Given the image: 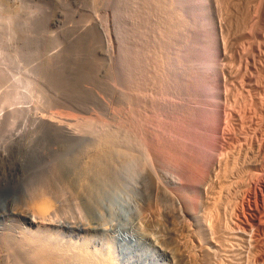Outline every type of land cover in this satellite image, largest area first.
Instances as JSON below:
<instances>
[{"label":"rangeland","instance_id":"rangeland-1","mask_svg":"<svg viewBox=\"0 0 264 264\" xmlns=\"http://www.w3.org/2000/svg\"><path fill=\"white\" fill-rule=\"evenodd\" d=\"M148 1L149 0H141V2H143L142 6L144 8L146 7L145 9H142V7H141V10L144 11V12H141L142 15H140V13L138 12L139 10L137 11V13H138L137 14L136 13L137 8L134 7V6H131L130 9H133V7H134L135 11H134V9L131 10L130 14L128 15L129 17L126 16L127 19L124 18V20L122 22L120 21V26L121 27L119 26L120 28L119 27L118 28H119L120 37H121V40H120L121 41V47H118L117 42L114 41V43L112 42L113 46L110 48V50L114 49L112 51L109 50L108 44H107L108 31L106 29L108 28L109 21L106 20V18H104L103 15L101 14L102 10H104V7H105L104 0H9L8 1V2H10L9 6L12 9L11 13H12L13 16H11V19H10L9 22L6 19L5 20L6 23H5L4 19L3 20L0 19V132H2V133L4 132L3 134L6 135V136L3 135V136H5V137H3V136H1L2 133H0L1 134L0 135V168H2L3 165H5V163H7L10 167H12V168L14 167L15 168L16 176H15V178L11 179V182L7 186H4V187L0 188V229L3 228V227H9L10 226L9 227L10 231L11 232H15L16 226L19 223L17 221L18 219L16 218V216L9 214L10 211H8V212L7 211H2V210H4L3 208H5L6 205H8V203L10 201H13L15 203H19L20 207L23 206V208L25 210H26V208L27 209L30 208L31 206H29V205L31 204V202L34 204L32 196L33 195H38V193H35V192H37L36 191V190H38L37 188L39 186H41V185H42V188H41V190H38V192L39 191L41 192V191H43L45 189H46L45 191L48 192V191H51L54 188L49 194H53L55 192L59 193L58 190H60V193H62V192L65 193V191H63V189L61 190V185H63V183H64V180H63L64 176L63 177L59 176L60 172H58L59 170L56 168L58 165L61 166V164L66 162L65 164H63V167H64V165H66L65 169L67 171L65 169H64V171L67 172V174L69 172L68 175H70V173H71V175H73V173H75L74 171H76V173L79 172L80 174H82L83 172H82V170H80L81 168H79V167H82L85 163H88V162H86L83 159L85 158V159H87V161L90 162V159L94 156V154H95L94 152L96 151L98 146L102 147V146H109L110 145V147H112L113 149H115L116 151H119V152L122 151V149H123L122 152H127L129 150L128 148L130 147L131 150H129V153L133 154L134 156H132L133 158H131V160L133 159V161L129 160L131 163L129 161H127L129 163L128 166L126 165L127 162L123 163V164L120 163L121 160L119 158H117V157L113 159V161L117 159V161H114L115 164L112 161V159H111V161H107L108 163H111V164H109V170H108L109 173L107 172L109 177H106V176H108V175H106L105 177L107 178V180H105L106 178L104 177V180L101 182V184L99 185V187L95 191L96 194H94L95 195L94 197H95V200L97 201L96 204H95L96 201L95 200L93 201L94 197H93V199L90 200V205L88 203H86V202L84 204L83 203L84 201L82 202V200L80 199V197L77 194L74 193V194L71 195V192L67 191L68 193L60 195L61 197H59V196H57V198L55 197L56 201L58 200L57 202H59V203H57L58 206H59V204L61 206L63 204V202H64V204H67V206L66 205L64 206V204L62 205L64 210H62L61 217L55 218V219H57L58 222L62 221V222H68V223H71V224H74V222L76 220V222L79 221L78 223H81V224H85V223L89 222L90 224L88 223L87 225L92 226V227H94L96 225L95 227H97L99 230H97L96 233L92 232L93 235L96 234L95 236H93L95 242L99 244L100 243L99 241H101V244H102L103 241L106 238L112 239V242L114 244H116L115 245L116 246L115 253L116 254L118 253L116 255V257L118 256V258H119V260H117L119 264H173L174 262H175L174 264H179V261H178V258H177V255H179L178 254L179 246H182L183 249H184L183 252L186 253V254L185 253L184 254H185V261L187 262V264H191V260L193 261L192 264L193 263L194 264H198V263L199 264L200 263L204 264L205 262H206L205 264H228V262L230 260L234 261L232 263L230 262L231 264H235V260L236 261L238 260L237 263L239 262L238 264H240L239 260H241V259L243 260V261H241V263L243 262V264H245V263L246 264L247 263L250 264L249 262L253 258L254 259H253L252 262H254V264H261L262 261H263L262 264H264V178H263L264 177V167H263L264 164H262V162H261V161L264 160V155H260V154H264V153H261V149H260V147H261L260 144L261 145L263 144L262 145L263 148L262 147L261 148L264 150V143H263L264 142V139H263L264 137H262L264 135L263 134L264 133V124H263L264 123V121H263L264 120V115L263 116L258 115L260 113V112H258V111H260V109L263 110L261 112H263V114H264V108H263L264 107V105H263V103H264L263 102L264 101V98H263L264 97V94H263L264 93V91H263L264 90V87H263L264 83H262V82H264V75H263V72H262L263 76L261 74H258V73H260L261 71L264 70V65H263V68H261L262 64H263L262 61H264V46H263L264 40H262V38L264 37L263 34H262V32L264 31L263 30L264 29L263 28L264 24H262V22H264L263 21L264 20V15H262L264 13L263 12L264 10L262 9V13L259 12V11H261V8H264V7H261V4L264 6V3H263L264 0L263 1L260 0V1H262V3L260 5H258V3H260L259 0H257L258 2L256 0H249V1L247 0V2H249V3H246V4H244L245 0H244L243 3H240V2H242V0H240V1L239 0H230L229 3H231V4L233 3V5L235 4L234 6L237 5L236 7H234L233 5L229 4L228 0H219V3L216 0H207L208 2L211 1L210 3L215 2V4L213 3L214 7H212L213 5H211L208 2L206 3L205 2L206 0L204 1V3H202L203 1H201V0L200 1L198 0L201 3H199L196 0V2H198L197 5L195 4L196 3L195 0H173V1L172 0H165V1L164 0H150V2H148ZM234 1H237V2L234 3ZM252 1H254L256 3H252ZM145 2L147 3L146 5H144ZM216 3H218V4H216ZM238 3H239V5H238ZM250 3L253 4V8H252V5ZM201 4H203V5H201ZM227 4H228V6H227ZM247 4H248L247 8H249L250 10L246 8ZM254 4H256V6ZM194 5H196V6H194ZM210 5H211L212 8L210 7ZM215 5H219V6H217V8L219 7V9H217L216 11H215V7H216ZM230 5H231V7H230ZM242 5L245 6V7H243ZM203 6H204V8H202ZM207 6L210 7V8L208 9ZM220 6H221V8L222 7H224V8L221 9ZM249 6H251V7H249ZM238 7H240V9ZM255 7H256V9L259 8V10L257 9L258 12H256ZM195 8L198 10V14H196V17L193 15V13L197 11ZM206 8L208 10H204ZM230 8L232 10L235 9V11H236V12L233 11V12H235V13L232 14L233 16L230 13V11H231ZM242 8H245V9H243V11H245L247 9V10L250 11V13H249V11H246L245 13L248 12L247 15H246L242 11ZM98 9H99V11H98ZM200 9H203L204 12H203V10L199 11ZM220 9L222 10V12L220 11ZM171 11H173V12H171ZM174 11H175L176 16L174 14ZM191 11H193V12L191 13ZM94 12L95 13L99 12V14H96L98 16H96L94 14ZM216 12L219 13L218 16L220 18L222 17L221 19L223 21H221V22L225 24V22L227 21L228 24L226 22L225 25L226 26L228 25V26L225 27V29H224V24H222L223 27L221 26L222 27L221 30H219L218 28H216V29L213 28V30H214V32H213V31H211V27L212 26H211L210 22H212L211 21L212 18H213L212 16ZM237 12H239L238 17H237V14H238ZM186 13H187V15H185ZM204 13H205V15H208V16L212 17V18H210V20L207 18V20L205 22L206 25L207 24L209 25V23H210L209 26L208 25L205 26V23H204L205 16L204 17L202 16ZM209 13H211V14H209ZM220 13H223V15L220 14ZM225 13H226V16H225ZM240 13H241V15L244 14L243 17H244L245 20L240 15ZM258 13L259 14L261 13L260 14L261 16L260 15H256ZM100 14L102 16H100ZM135 14H137V15H135ZM181 14H183L182 15L183 17L185 16L184 19L181 16ZM189 14H191L192 16L189 15ZM235 14H236V16H235ZM248 14H250L249 15L250 17L248 16ZM188 15L190 17H192V18H190ZM228 15H231L233 18L232 17H230V19L227 18ZM251 15L256 16L257 18L253 17ZM197 16H199V18ZM261 17H262V20H260ZM223 18L224 19L227 18L226 21ZM248 18L251 19V20L249 19L251 22L253 20L256 22L257 19L260 20L261 22L257 21V24H256V25H259L261 23L259 25L260 27L256 26L254 21H253L254 24L252 22L254 27L253 26L251 27L250 26L251 22H248ZM199 19H201V21ZM233 19H234V21H233ZM242 19L244 20V22H243ZM186 20L188 22H186ZM228 20L229 21L231 20V23L234 22V24L231 25L232 27H230V22ZM235 20H236V22H235ZM241 22L243 23V26H240ZM258 22H259V24H258ZM242 23H241V25H242ZM106 24H107V26H106ZM235 24L239 28H241V27L242 28L239 29V28L235 27V29H234L233 25H235ZM246 24L248 26H244ZM164 26L167 27V28L164 29L163 28ZM189 26L191 27L192 30H194L193 32H192L191 29H189L190 28ZM207 27H208V29H207ZM246 27H248V28H246ZM256 27H258V28H256ZM179 28H181V29H179ZM253 28H254V32H252ZM255 28L257 29V31H260V32H258L259 34L261 33L260 35L258 34L259 36L257 35V31H256ZM161 29H163L164 31H162ZM166 29L168 30L167 32L165 31ZM222 29H224L226 32L224 30H223V32H221ZM230 29L232 31L234 30V32L231 31L233 34L237 33V37L238 38H240L241 35L243 37L238 39L236 37V35H233L232 33L229 32ZM244 29H245V31H247L246 33H245V31H243ZM258 29H262L263 31L262 30H258ZM169 30L171 31L170 35L168 34ZM188 30H189V32H188ZM205 30H207V31L205 32ZM215 30H216V32H215ZM238 30L240 31V33H238L239 32ZM210 31H211V33H210ZM219 31H220L221 35L219 34ZM249 31H251V32L249 33ZM255 31H256V33H255ZM207 32H209V33H207ZM242 32L244 34H242ZM253 33H255V34H253ZM213 34H215L218 37V39H220V40H222L224 37H226V40L228 38H231L232 41L230 42L231 45L228 43V45H230V47L227 46L228 50L226 51V54H228V56L227 55L226 56L228 57L227 59H229V60H227L225 58L226 61H229V62L225 61L227 65L225 64V62H222V59L220 60V58H219L218 59V60H220L219 62H221L223 64L220 63V65H219V63H218L214 67L212 66L213 67V70H212L211 68H209L206 65V63H204V62L201 63L200 59H201L202 55H200V54H204L203 52L206 51L205 45L206 46L208 44L211 45L210 43L212 42ZM189 35H190V37H189ZM211 35H212V37H211ZM231 36L234 37L237 42L234 41L233 40L234 38H232ZM247 36H248V38H246ZM209 37H211V38L209 39ZM164 38H166L165 41H164ZM183 38L185 40H187V41L182 40ZM253 38H254V40H253ZM213 39H214V37H213ZM241 39H243V40H241ZM210 40H211V42H210ZM239 40H241V41H239ZM259 40H262L263 42L261 43ZM183 41L186 42V43L184 42L185 45H184ZM208 41L210 43L206 44ZM233 41H234V44H236V45H233V43H232ZM253 41H255V42L257 41L258 44H257V42L255 43ZM161 42H163V43H161ZM197 42H199V43H197ZM245 42H247L246 44H249V43L250 44L247 45V47H246ZM192 43H193V45H192ZM114 44L116 46H114ZM169 44H170V46H168ZM240 44H242L244 46V49H243V46L240 45ZM251 44H253L255 46H253ZM154 45H156V46H154ZM199 45L200 46L202 45V46L200 47ZM232 45L234 46V48H233ZM238 45H240V46H238ZM256 45H258V46L260 45L259 47H261V48H259ZM235 46L240 47L239 48L240 50L238 48H236ZM106 47H107V49L109 51H107ZM115 47H117V48H115ZM164 47H165V49H163ZM167 47H169L170 49L167 48ZM183 47H185V48H183ZM254 47L259 48V49L256 51V50H254L255 49ZM231 48H232V50H231ZM251 48H252L251 51H253V52H252V55L250 57H252L254 59V61H253L252 58L249 57V54L251 53L249 50ZM116 49H118V51H115ZM233 49H234V51H233ZM235 49H236V51H235ZM260 49L262 51H260ZM230 50H231V52L228 53V51H230ZM245 50H247V51H245ZM169 51H171V52H169ZM237 51L238 52L241 51V52L236 53ZM107 52L110 53V54L112 53V54L110 55ZM257 52H259V53L261 52V53L259 54ZM113 53H115L114 54V56H116L115 58L113 56ZM161 53H162V55H161ZM232 53H233V55H232ZM241 53H243L244 56H246L245 54H247V56H246L247 58H245L243 56L241 57L240 56ZM255 53H256V56H255ZM168 54L172 55V56H168ZM243 54H241V55H243ZM257 55H259V57L262 56L263 58L262 57L259 58ZM160 56H161V59H163L168 64L163 63V61H161V59H160ZM184 56H185V58H184ZM236 56H238V57L240 56V58H238V57L235 58ZM158 57H159V59H158ZM248 57H249V60H248ZM169 58H171L172 60L169 59ZM241 58H244V59H241ZM165 59H168V61L170 63L167 60H165ZM238 59H240V60H238ZM245 59H247V60H245ZM255 59H256V61H255ZM159 60L161 61L160 62L161 64L159 63ZM247 61H248V63H247ZM173 62H176V63L174 64ZM162 63H163V65L165 64L163 66L164 68L162 67ZM190 63H191V65H190ZM231 63H232V67L233 68L231 67ZM200 64H202V65H200ZM203 64L206 65V66L205 67H201V66H204ZM242 64H244V65H242ZM249 64H251V65H249ZM157 65H158V67H157ZM167 65H169V66H167ZM258 65L260 66L261 70L258 68ZM159 66H161V67H159ZM165 66L166 67H170L171 66L173 71L176 70L175 72H177V70H178L177 74H179V75L171 77L170 76L171 73L174 74V75L176 73L171 72L169 74L170 71L167 68H165ZM219 66H220L221 69L220 68L218 69ZM222 66L224 68H225V66H227L228 68L226 67L227 69L225 68L226 70L224 69V71H223V69H222L223 67ZM234 66H235V68H234ZM240 66H242L244 68L246 73H245V71L243 72V68L240 67ZM250 66L251 67L253 66V67L251 68ZM173 67L174 68L176 67V69H174ZM190 67L191 68L193 67L196 71L193 68L191 69ZM206 67H208L209 73L211 72V70L213 72V73L209 74L210 75L209 77L212 79V81L215 78H216L215 80H218L219 78L222 79L220 73H222V76H224L222 81H221V84H220L223 87H221L219 85L217 87V91H216V89L211 91L212 94H214V95L216 94L215 95L216 99L214 98L215 96L212 95L211 93L207 94V93H209V91L204 89L202 85H199V84H201L198 81L199 79L194 78V77L200 78L201 77V75H200L201 72L202 71L206 72V69H207ZM159 68L160 69L163 68L161 70H162V72L164 71L165 74L161 73V70ZM203 68H205V69H203ZM216 68H217V70H221V72L217 71ZM248 68H251V69H248ZM153 69L155 71H157V69H158V72H154ZM201 69H203V70H201ZM235 69H236V72L240 73L239 74L240 76L237 75L238 73L235 72ZM255 69L257 70V74L254 71ZM179 70L180 71L182 70V71L180 72ZM191 70H194L195 73L193 71H191ZM215 70L219 74L220 77H217L218 75L216 73L214 74ZM197 71H198V73H196ZM226 71L227 72L228 71L229 72L233 71V72H231V74L229 73L230 75H227L228 73H226ZM251 71H253L255 73H253ZM151 72H152V74H151ZM159 72L161 74H163V75H161ZM188 72H190V73H188ZM223 72L226 73V74H224ZM233 73L234 74L236 73V75H234ZM250 73H253L252 74L253 78L251 79V77H252V75H251L250 78L247 79L249 77ZM194 74H196V75H194ZM193 75H194V77H193ZM232 75H234L235 77L238 76L239 78L237 77V79L235 81V77H233V79L231 81ZM258 75L262 76V77H259ZM21 76L24 77V79ZM130 76H132V77H130ZM179 76H182V78L179 77ZM189 76L193 77V78H190ZM245 76L247 77L246 79H245ZM254 76H256L255 78H257V76H258L261 81L257 78V80H258V82H257V80H255ZM158 77H160V78H158ZM163 77L165 78V80L168 83H172L173 82V84H175L177 87L175 85L170 84V87H168L169 89H167V87H165L167 85V82L163 79ZM183 77H186V78L183 79ZM21 78H22V81H21ZM155 78L159 79V80H157V83H154V81L156 82ZM172 78L176 82L172 81L173 80ZM262 78H263V80H262ZM177 79H178V81H177ZM229 79H230L231 83H234V84L230 85L231 88L228 85V84H230V82L228 81ZM161 80H163V81H161ZM245 80L248 81V83L245 82ZM180 81L181 82H185L186 81L185 83H187V84L185 85V83H181ZM192 81H194V82L197 81V83H198L197 85L202 86V88H203V89L201 88L202 91L199 89L200 88L199 86H196V84H195L196 82L194 83ZM237 81H239V82L244 81L245 83L239 84ZM252 82H256V84L253 83V85H254L253 86L251 84ZM148 83H150V84H148ZM152 83L154 85H157V86L152 85ZM158 83L159 84L161 83V85H159L160 89H161V87H163L161 90L160 89L156 90V87L158 88ZM162 83H164L163 86H162ZM178 83H180V86H181V84H182V86L184 84V86L183 87L181 86L180 89H178V87H179ZM223 83H226V85L223 84ZM246 83L247 84H251V85L248 86ZM110 84H112L113 87ZM191 84L193 86V87L192 86L191 87L194 88L192 90L194 93L191 91V87H190ZM244 84H246L245 85L246 87L244 86ZM258 84H260V85H258ZM235 85L237 86L236 87L237 88L236 92L238 91L237 94L235 92H232V90L235 91ZM255 85L256 86L258 85L257 89H256ZM18 86H20V90H19ZM21 86H23V88ZM171 86L172 87L174 86V87L172 88ZM186 86H188L189 88L186 89ZM251 86L255 90V91L253 90V92L258 93V92L261 91V94H263V95H259L260 93L255 95V93H252L251 90L253 88L250 89ZM109 87H112L113 89L109 88ZM225 87H227V88H225ZM248 87H250L249 88L250 90L247 89ZM174 88H176L174 91H176V92L178 91L177 95H175L176 92L172 91ZM195 88H196V91H195ZM228 88L231 89L230 94H229L230 96L223 94L224 91L227 94V92L229 91ZM238 88H240L241 91H239ZM241 88L244 91H247V93L250 92V93H248L246 95L247 98H246L245 95H243V94H246V93H243L244 91L242 92ZM120 89H121V91H120ZM154 89L156 90L155 92L160 91L161 94H163V95L159 94L160 92L155 93ZM165 89H167V90L165 91ZM181 89L184 90V91L182 92ZM219 89L223 90V91L220 90V95H219ZM163 90L165 92L162 93ZM169 90H170V92H169ZM19 91L23 92V94H22L23 96L18 93ZM167 91L169 93H171V91L173 92L171 94L173 95L174 99L170 98V97H172V95L169 94V93H167L168 95L164 96V93H166ZM205 91H208V92H205ZM117 93H120L121 95L117 94ZM148 93L149 94L151 93L150 94L151 96L148 95ZM154 93L159 95L160 98L157 95H155V96H157L158 99L155 98V96H153ZM178 93H179V95H181L180 93H183L182 97L179 96ZM184 93H185V95H184ZM251 93H252V95H251ZM141 94L142 95L143 94L146 95L147 98H146V96H144V95L142 96ZM188 94H190V95H188ZM233 94H235V95H233ZM238 94H241V95H239V97H238L237 96ZM253 94H254V96H253ZM191 95H193V96H191ZM209 95L210 96L212 95L213 98H212V96L209 97ZM257 95H258V97L262 96V97L259 98L260 100L257 98ZM19 96L22 98V101H20L21 98ZM166 96H167V98H166ZM175 96L176 97L178 96L177 97V104L176 103L174 104V102H173V101L176 102V100H175L176 97ZM227 96H229V98L231 96L232 97L229 99V98H227ZM255 96L257 98V101L255 100L256 99ZM8 97H9V99H8ZM161 97H163L165 99L164 102H163L164 99L162 100ZM168 97H169V99H168ZM179 97H181L180 99L185 97L184 99H182L183 101H185L184 108L181 107V106L184 105V102L182 100L178 99ZM242 97L243 98L245 97L247 100L243 99ZM139 98H142V99H139ZM187 98H188V100H187ZM226 98L229 99V100H227ZM248 98H250V101L252 103L251 102L249 103ZM10 99H12V100H10ZM145 99L147 100V102L144 103L143 101ZM148 99H150V100H148ZM170 99H172L173 101L170 100ZM221 99H223L224 102ZM231 99H232V101H235V102L238 100V102H236L237 104L235 102H232ZM4 100H6V103L4 102ZM140 100H143L142 101L143 103ZM215 100H216V103L218 102L217 103L218 105H219V101L218 100H221L220 101L221 105L217 106V104H216L217 107L213 106V104L215 105V103H214ZM10 101H11L12 105L10 103V106H8L7 103L10 102ZM18 101L22 102L24 104L18 103ZM151 101H153V102L151 103ZM157 101L158 102L162 101L163 103L159 102L160 103V105H159ZM179 101H181V102H179ZM227 101H228V103H226ZM254 101L258 104V108H256V109H255V106H254V103H253ZM260 101H262V102H260ZM14 102H15V104H14ZM111 102H113L112 103L113 105L111 104L112 106H110ZM140 102H141L142 105L139 104ZM166 102H167V105L169 106V108L167 106H165ZM170 102L172 104V106H171L172 108L170 107V105H171ZM153 103H155L157 105L155 106V104H153ZM180 103L181 104L183 103V104L180 105ZM246 103H248V104L244 105ZM114 104H116L115 108L117 107L118 109L114 108ZM145 104L147 106H145ZM228 104L229 105L231 104V105L229 106ZM242 104H243L244 108L247 106L246 109L242 108L243 107ZM257 104H255V105H257ZM260 104H262L263 106L262 105H261L262 107L259 106ZM173 105L176 107V108L174 107V109H176L175 110L176 112H173V110H172V113H171V112H169V109L170 108L173 109ZM176 105L178 107L179 106L181 107V108L179 107V110L180 109H185L184 111H186L188 113L191 112V113L188 114V113L182 112V111H181V113H180V111L177 112L178 111V107ZM192 105H193V107H192ZM237 105L239 107H241V108H239ZM248 105H249V107H248ZM22 106L25 107L24 108L25 112L23 110L22 114H20V112H18L16 109L18 107H22ZM221 106H222V109L220 108ZM225 106H227V107H225ZM110 107H111V109H110ZM143 107H145V109ZM148 107L152 108V110L151 109L147 110ZM223 107H225V108L223 109ZM231 107H233L234 109L238 108V110L236 109L235 111H232L233 108H231ZM14 108H15L16 111L14 113H12L11 110H13ZM112 108H114V109H112ZM228 108H229L230 111L228 110ZM162 109L164 111H161ZM171 109H170V111H171ZM220 109H221V111H220ZM111 110H113V111L109 112ZM114 110H116V111H114ZM140 110H142V112ZM222 110L223 111L225 110L226 114L227 113L230 114L229 116L234 115L233 117L237 116L236 117L237 119H239V118H241V119L235 121L236 118L232 119V117H229L228 114L224 115L225 111L223 112ZM241 110H243V112H245L246 115L245 114L243 115ZM117 111L119 112V114H118ZM146 111L148 113L146 115H148V116L143 115V113L145 114ZM148 111H150V112H148ZM167 111H168V114L170 115V117H168L169 115L167 114ZM214 111L217 114L218 113H220V114L217 115ZM227 111H229V112H227ZM6 112L8 114H6ZM113 112H114V114H113ZM157 112L159 113V115H158ZM162 112H163V114H162ZM213 112L216 114L215 116H214ZM238 112L240 113V115H239ZM253 112L254 113L256 112V114L258 112V114L256 115ZM151 113L153 115L149 117V115H151ZM178 113L180 115H182V116L178 115ZM184 113H185V115H184ZM221 113H222L223 116H220ZM11 114H13V115H11ZM164 114H165V116H164ZM260 114H262V113H260ZM241 115L247 116L246 118L244 117L247 120H248V118L250 116L249 121L246 120L247 123L249 122L248 124L246 123V121L244 123L243 120H245V119ZM139 116L140 117L142 116V117L140 118ZM183 116H187V118L186 117L183 118ZM216 116H218L219 118L216 117ZM259 116L262 117L263 119L259 118ZM165 117H166V119H165ZM213 117L216 118L215 121H218L221 117H223V118L220 119V121H222V124L220 123V121L216 122V123L214 121V123H213V120H214ZM224 117H226V118H224ZM228 117H229L230 120H233V122L230 121L228 123L227 122L228 121L227 120ZM252 117H254V119L256 118L255 121H253ZM113 118H115L116 120L115 119L113 120ZM142 118L144 120L146 119L145 121L144 120L143 121L146 122L147 124L142 122V120H141ZM179 118H181V120ZM217 118H218V120H217ZM251 118H252V120H251ZM153 119H155V120H153ZM161 119H162V121H161ZM183 119H185V120H183ZM260 119H261L262 123L260 122ZM240 120L242 122H239ZM250 120L252 121V123H251L252 125L250 124ZM179 121H181V122H179ZM183 121H185V122H183ZM256 121H259L262 124V125L260 124L261 127H258L259 126V124H258L259 122L257 123ZM205 122H206V124H205ZM253 123H256L257 126H254L256 124H253ZM219 124H221V127L219 126ZM223 124H225V125H223ZM216 125H218L221 129L218 126H216ZM222 125L224 126V128L226 130L225 129L222 130V128H223ZM226 125H228V126H226ZM175 126H178L177 130H176ZM249 126H252V128L253 127L257 128L256 130H254V128H253L254 132H256V131L259 132L260 130L263 131L262 134H260L261 131L259 132V134L261 135V138L263 140L259 139L260 136H259L258 132H256V133H253V134H256V139H257V142H256L255 141L256 139L253 138V136L255 137V135L251 134V132H252L251 130L252 129L250 130ZM163 127L165 129V132H164ZM189 127L192 128V129H189ZM214 127L215 128L217 127L218 133L216 132V129ZM129 128L131 129V131H130ZM67 129L68 130L72 129L71 131H74V133L76 135H74V136H70L68 134L66 135L65 133H67L66 132ZM155 129L159 133L156 132ZM3 130H6V131H3ZM63 130H64L65 133L62 132ZM139 130L140 131L142 130L141 133H143L144 130H149L151 132V134H153L154 136L152 135V137H151V134H150V136H148V133H150V132L147 131V136L144 137L146 135V133H145V135H144V133L141 134L139 132ZM174 130H175V133H177L176 136H175V133L172 132ZM212 130L215 131V133ZM248 130H250V132ZM137 131H138V133H136ZM21 132H23V136L24 137H22V139L24 138V141L20 140L18 142V138L14 141V138L16 136H18L19 133H21ZM155 132L158 133V134H156ZM223 132H224V134H222ZM179 133H180V135H179ZM229 133H230V135H229ZM131 134L134 135V138L136 140L134 138L133 139L131 138L133 136ZM155 134H156V136H155ZM12 135H14V136H12ZM124 135H126V136H124ZM158 135H159V137L161 136L160 138H164V139L166 137L165 135H167L168 136L167 139L169 138L167 141L165 139V142H167V143L164 142V139H160L158 137ZM218 135H223V136L220 137ZM247 135H250L249 136L250 138ZM107 136H108L109 140L107 139ZM140 136H143V138H141ZM72 137H74V138H72ZM122 137L125 138V139H123ZM153 137L155 138L152 141L153 143H154V141L156 143V139H157V142L160 141L159 145H165L166 149L169 150L168 152H171V153L175 152L176 156L177 155H182L183 157L185 156L184 158H186V159H183V161H182L181 158H183V157L178 156L179 159L176 158V160L178 159L179 161L178 160L177 161L181 162V164L178 163V162H174L173 161L174 158H172V160L169 159L172 156L170 155V153L166 152V153H164L162 155L163 158H160L161 154H159V158L158 159H160V162H161V159H162V162L160 163L158 161V159L156 158L158 153H155L153 150L152 151L148 150L151 147L150 142L148 144L144 143V141L148 142L149 138L151 139ZM139 138H141V139H139ZM158 138H159V140H158ZM176 138H177V140H176ZM179 138L180 139L182 138L183 140L181 139V141H180ZM138 139L141 142H139ZM146 139H147V141H146ZM95 140H96V142H93ZM172 140L175 141V143H177V141H178L177 144L178 145L180 144V145L177 146ZM259 140L260 141L262 140L261 141L262 143ZM109 141L113 142L112 146H111V143ZM127 141H129V142H127ZM169 141H171V142H169ZM243 141H245L246 144H247V147H246L247 149L246 150L244 149L246 144L244 145L243 143H245V142H243ZM248 141H250V142H248ZM105 142H106V144H105ZM181 142H183V144L185 143V145H183V146H185L186 148H184L181 145L182 144ZM130 143H131V145L128 146ZM133 143H134V145H136V144L137 145L134 146ZM250 143L252 145L254 143H256V145L254 144L256 147H254V145L250 146ZM257 143L259 144V146H258ZM96 144H98V146ZM211 144L212 145L215 144L214 147ZM208 145H209V147H207ZM210 145L213 147V149L210 147ZM216 145H218V146H216ZM239 145H241V146H239ZM88 146H89V148H88ZM116 146H117V148H114ZM125 146H128V147H125ZM174 146H176V148H174ZM224 146H225V148H224ZM229 146H231V147H229ZM236 146H238V148ZM91 147H93V148L96 147L94 149L95 151L94 150L91 151V149H93ZM144 147L146 149L148 148L147 149V151L149 152L148 155H150V154L153 155L154 153H155V155H153V156H145L144 151H146V150H144ZM252 147H253V149L250 150ZM126 148L128 149L127 151H126ZM168 148H170V149H168ZM171 148H174L175 150L173 151ZM216 148H218V149H216ZM248 148H249V151H248ZM257 148H258V150H257ZM133 149H135V150H133ZM182 149H183V151H184V149L186 151V152L185 151L182 152L183 154L185 153L184 155L182 153H180V151H182ZM214 149L217 150V151H214ZM220 149L222 151H220ZM237 149H238V151H237ZM243 149L245 150V152H244ZM87 150H89V151H87ZM140 150H142V151H140ZM176 150H177V152H176ZM209 150H211L210 152H212L210 157L208 156V154L210 155V153L207 152ZM242 150H243L244 153L240 152ZM254 150H257V151L255 152ZM263 150H262V152H264ZM233 151L234 152L236 151L235 153H237V156H236V154ZM87 152H89V153L92 152L93 154L92 153H90V154L88 153V154L90 156L91 155H93V156L91 158L89 157V155H87V158L84 157V156H86ZM150 152H154V153L152 154ZM197 152L200 153V154H198ZM213 152L216 153V156L219 154L218 156H219V158L221 157V159H223V157H224L223 161L226 158L229 159V160H227V161L225 160L226 164L224 163L225 161L224 162L222 161V164H220V167L217 168V165H215V164H216V161H217L218 158H216V156H214L215 154H213ZM246 152H247V154H245ZM167 153L170 155V157H168V155H167L168 159H166V160L167 161L171 160V162L173 161L172 162L174 164L173 166H172V163L169 162V161L168 162L166 161L167 163L163 162V159H164V157L166 156ZM222 153L223 154L225 153L224 154L225 156ZM254 153H255L256 156L254 155ZM204 154H206L207 156L204 155ZM241 154H243V155H241ZM244 155H246V156H244ZM248 155H250V156H248ZM259 155L261 156L260 160H259ZM135 156L136 157L139 156L140 159H135L136 158ZM200 156H201V158H200ZM243 156L245 158H243ZM149 157H151V158L149 159ZM152 157L153 158L155 157V158L153 159ZM234 157L236 158V160H238V159L239 160L238 161L233 160V159H235ZM237 157H238V159H237ZM252 157H254V158H252ZM210 158H212V159L215 158V160H214L215 163L214 164L212 163L213 160L211 161ZM248 158H249L251 163L252 162H255V163L254 164L250 163V165L247 167L246 165L249 164ZM180 159H181V161H180ZM188 159H190V160H188ZM204 160H207V161H204ZM232 160L235 161V164L233 163ZM246 160L248 161V164H247ZM255 160H257L259 162H256ZM82 161H84V162L82 163ZM144 161H145V163H143ZM146 161H148V163ZM189 161H191V162H189ZM199 161H201V162L199 163ZM208 161H211V162H208ZM60 162H61V164H60ZM157 162L162 164V165L164 163V165H163L164 167L162 165H159V167H158V165L156 164ZM184 162L186 163V165H185ZM194 162H196L195 164L197 166H193ZM206 162L212 163V164H209L210 166L209 165H205L204 168L206 167L209 170V168L211 169L212 167H214L215 168V172H218L216 176L220 175L219 179H221L222 181L224 180L223 182L221 181L222 185H221V182H219L220 180L218 181V177L219 176L216 178V176L214 174L215 172L214 173L212 172V174H214L212 176L213 178H210L211 177L210 175H212V174H210V173L208 174V172H206V170H205L206 168L204 169L203 167H201V169L203 168V170H205V171L203 172V170H202L201 172H203V173L200 172L201 169L198 167V165L199 166H201L202 164L204 165ZM227 162H229V164ZM57 163H59V164L57 165ZM77 163H79L80 166ZM169 163H171V164H169ZM175 163H177V164H175ZM189 163L190 164L192 163V166L194 168H192V166L190 167ZM208 163H206V164H208ZM230 163H232V164H230ZM257 163H260V165H262V166L259 167V165ZM263 163H264V161H263ZM53 164H54V167L52 166ZM138 164H140V166L142 165V168L140 166H136ZM143 164H144L145 168L143 167ZM149 164H150V166L148 167ZM152 164H153L154 169H156L157 171L153 169ZM55 165H57V166L55 167ZM114 165L117 168H115ZM119 165H120V167H118ZM121 165H122V167H121ZM125 165H126V167H125ZM170 165L172 166L171 170L169 169V167H171ZM175 165L176 166L180 165V166L176 167ZM221 165H223V166H221ZM230 165H232L231 168H230ZM243 165H244V167H243ZM253 165H254V167H253ZM166 166H169V167L167 168ZM182 166H186L185 167V171L183 170L184 168L182 170L180 169V168H182ZM237 166H238V168H237ZM240 166L243 168L242 171L239 170V169H241ZM255 166H258L260 169L258 167L256 168ZM52 167L56 168V170H58V171L52 170L53 175H51V172H49V174H46V172H43V171L47 170V173H48V171H50V169H52ZM76 167H78L77 168L78 170H75ZM156 167H158V168H156ZM189 167L192 168V169L191 170H187L186 168H189ZM196 167H198V169H196ZM221 167H224V168L227 167V169L225 168V170H226L225 174H227V178H224V176H223L224 173L223 172L225 170L222 169ZM235 167L237 168V170H236ZM250 167H251V169H249ZM111 168L113 170L110 171ZM252 168H254L253 171L260 172V173H255V172H253V173L251 172L250 173L249 171H252ZM148 169L150 171L151 170L152 171L149 173ZM176 169H180V170H178L179 172ZM232 169L236 170L237 172L233 170V173H232V171H231ZM158 170H161V172L163 174L160 171H158ZM175 170H176V173L177 172L179 173V174L177 173L178 176L175 175V172H174ZM220 170L221 171L223 170V172H222L223 175L219 174L221 172ZM70 171H73V173L70 172ZM155 171H156V173H155ZM41 172H42V174L43 173H45V174L41 176ZM153 172L155 174H153ZM185 172L188 173V174H186ZM204 173L207 175V177L208 176H210V177L207 178L206 175H204ZM228 173H230V178H228L229 177ZM231 173H232V177H231ZM236 173H237L238 176L236 175ZM238 173H242V174H238ZM54 174L55 175L57 174L58 176L57 175L55 176ZM202 174L204 175L205 178L203 177ZM245 174H246V178H248V179L245 178ZM256 174H260V176L262 174L263 177L262 176L259 177V175H256ZM50 175L53 176L52 179L57 178L59 180V183L58 184L56 183L58 181L57 179L55 180L56 182L54 180H52ZM161 175H162L163 179L160 178ZM180 175H182V176H180ZM183 175H184V177L187 176V177H185V179L187 181H188V177L190 179L192 178V180L194 178H198V176L199 177L202 176L203 178L200 177V179L198 178L199 180L195 179L194 181L191 180L192 182L191 181L185 182ZM188 175H191L194 178L191 177V176H188ZM239 175H240V177H239ZM255 175H256V177H255ZM43 176H44L43 180H40V178L42 179ZM81 176L84 177L83 174ZM115 176H117V177H115ZM152 176H154L155 178L157 177V178L155 179ZM168 176H170V177H168ZM222 176H223L224 179H222ZM23 177H25V178H23ZM113 177L115 178V180H114ZM151 177H152V179H151ZM166 177H168V178H166ZM225 177H226V175H225ZM238 177H239L240 180L238 179ZM45 178H46V180H45ZM60 178H62V179H60ZM164 178L167 179V180H165L167 182L162 181V180H164ZM179 178L182 179V180H180ZM243 178H245L246 180L243 179ZM257 178H258V180H257ZM261 178L263 179L262 180L263 182L259 181ZM0 179H1V177H0ZM20 179H22V181ZM153 179H155L154 181H156V182L158 181V179L161 180V182L158 181L161 185L159 183H156V184H159V188H158V186H156L155 182L152 181ZM205 179H207V180L209 179L208 180L209 183L206 182L207 180H205ZM212 179H214L213 181L215 183H216V181H218L217 183H219V185H221V187H219V185L217 183L213 184ZM249 179H250V182H249ZM61 180H63V181H61ZM149 180H150V182H149ZM172 180L175 181V182H173ZM200 180L201 181L203 180L206 183L203 182L204 183V187L201 184V186L203 188L200 189V194H199V190L197 189L198 187H197L196 183L199 184ZM210 180H211L212 184L210 183ZM230 180H233V181L231 182ZM45 181H48L49 188L54 183L53 186L50 188L51 190H49V188H47L48 186H46L47 183H45ZM50 181H52V183H50V185H49ZM225 181H227V182H225ZM228 181L231 183V185H230V183ZM39 182H41V183H39ZM162 182L167 183V184L170 183V184L168 186L167 184H164V183L162 184ZM28 183H30V184L28 185ZM181 183L182 184L185 183V188H186L185 192H188V194L187 193H185V194L189 195V198L187 196L189 201H190V195L192 196L194 194L191 197L192 200H191L190 204H193L194 201H196L195 203H197V204L194 203L196 205L195 207H194V204H193V207L195 208L194 209L193 207H191L188 204L189 201H185L188 204V206L190 207L189 208L187 206V204H185L187 206V207L185 206V213L183 212V210H181L183 208L181 206V202H179L180 200L177 199L178 201L175 202L174 201L175 199L173 200V196H172V195H174L173 192H174V190L176 189L177 186H179V185H180L179 187L183 186ZM187 183H189V184H187ZM223 183H227V185H225V184L223 185ZM228 183H229V185H228ZM237 183H239V186L237 185ZM240 183H241V187H240ZM246 183H248L247 184L248 187L251 186L250 189L248 187H246ZM38 184H39V186L37 187ZM59 184H61V185H59ZM193 184L195 185V187H197L196 189H194L195 187H194ZM164 185L168 186V187L172 186V188H170V189H173V187H174L173 192L168 187H165ZM188 185L191 186V187H188ZM206 185H208L207 188L205 187ZM210 185H211V189L209 187ZM212 185H214V188H215V186H217L216 188L219 189V190H217L216 188L214 189ZM242 185H243V187L245 186V188H243ZM55 186L57 187V189H55ZM160 186H163L162 188H165L167 192L169 190L170 191L168 193L166 191L163 192L162 190H164V189H162ZM44 187H46V188H44ZM154 188H157L158 191H159V189H161L160 192L161 191L162 192L161 193L159 192V194H157L158 192H157V190L155 192ZM208 188H209L210 192L212 190H215L219 194H217V192L213 191V193L215 192L214 195L213 194L211 195V193L208 192V196H205V195H207V192H205V191H207ZM221 188L225 189V191L222 190ZM236 188H237V190H235ZM34 189H36V190H34ZM247 189H249V190H247ZM31 190L34 191V192H31ZM55 190H57V191H55ZM220 190L222 191V193H221ZM244 190H246L247 192L244 191ZM53 191H55V192H53ZM194 191H197L196 193L199 196L197 194L193 193ZM201 191H203V193ZM226 191H229L228 192L229 194L226 193L228 198H230V195H231L232 198L235 196L233 199L230 198L232 201L230 199H228L227 196L225 195ZM233 191H235V192H233ZM223 192H224V194H223ZM26 193L27 194L28 193L29 194L33 193V194H32V196H31V194L30 195L28 194V196L26 197L25 196V195H27ZM57 193H55V194H57ZM163 193H165V194H163ZM169 193H170V196H169ZM191 193H193V194H191ZM66 194L70 195V197L68 195H66ZM201 194H205V195H201ZM75 195H76V198L74 197ZM221 195L223 196V198H221L222 197ZM65 196H66V198H65ZM71 196H72V198H71ZM164 196H166L167 199ZM195 196L198 198L197 200L194 199ZM24 197L26 199H28L30 197V199H28V200H30L31 202L28 201V204L21 205V202L24 201ZM62 197L64 198V200H63ZM199 197H201V198H199ZM212 197L213 198L215 197V198L213 199ZM218 197L220 199L224 200V202H223V200H221V202L218 201V203H220V204L222 203V205L217 204V200L219 199ZM67 198H68V200H67ZM187 198L185 197V200H187ZM226 198H227V200H226ZM171 199L174 201V203L172 202ZM199 199H201L203 203L206 202L208 199L209 200L206 203H204V205H203V203H201V205H202V207H201L199 205L201 200H199ZM203 199H205V200L207 199V200L204 201ZM211 199L213 201L210 202ZM66 200L68 201V203H66ZM100 200L102 202H104V203H101V202L99 203ZM142 200H143V202H142ZM162 200H163V202H162ZM225 200H226V203L229 204L228 206L225 204ZM170 201H171V203H170ZM69 202H70V204H69ZM79 202L80 203L82 202V203L80 204ZM166 202H167V204H166ZM198 202H199V204H198ZM72 203L77 204L78 208L81 209V211L79 209H77L75 204H72ZM142 203L143 204L145 203V204L143 205ZM146 203H148V204H146ZM168 203L173 207L172 209L170 208L171 206H169ZM175 203H176V205H175ZM209 203L210 204L213 203L212 205H214V206H212V205H210L211 207L208 206ZM82 204L83 205H87V206L82 207L81 206ZM139 204H141V206L143 205L141 210H139L140 209L139 207H141ZM172 204H174V205H172ZM206 204H207V206L209 208H212L214 210L209 209L208 207H206L205 206ZM224 204H225V206H224ZM92 205L94 206V208L93 207L90 208ZM177 205H178V207L176 208ZM60 206H59V208H62V206L61 207ZM148 206H149V209L152 210V211L148 210V213H146L147 211L144 208L148 209L147 208ZM163 206H164V208H163ZM203 206L205 207V209H203L204 208ZM219 206H221L224 209L226 207L227 208L224 210V209H222ZM180 207H181V209H180ZM21 208H17L16 210H21ZM186 208H189V209H186ZM199 208H202V209L199 210ZM206 208H208L210 211L207 209V211L204 212L206 210ZM91 209H93L92 213H91ZM176 209L179 210L178 211L179 212L178 217L176 216L177 218H179V221L174 220V219H176L175 216L169 215L170 213L171 214L174 213V215H175V213H178V212H176L177 211ZM87 210H90V211L88 212ZM99 210H100V212H99ZM186 210H187V212L189 210H191L192 212L191 211H189V212H191L192 214L189 213V212H188L189 214L186 213ZM74 211H75V213H73ZM172 211H173V213H172ZM193 211H194V213H193ZM225 211H227L228 213L225 212ZM1 212L4 213V214L7 212L5 214L7 216H3V214ZM79 212H81V213H79ZM195 212H197V213L195 214ZM217 212H218V214H216ZM183 213H184L185 216L182 215ZM201 213H203V214H201ZM229 213H231V214H229ZM152 214H154V215H152ZM166 214H167V216H166ZM212 214H213L214 217L212 216ZM135 215H136L137 218L135 217ZM140 215H142V216H140ZM155 215H156V217H155ZM164 215H165V218H164ZM198 215H199V217H197ZM202 215H203V217H202ZM206 215H209V216L207 217ZM227 215H229L230 217L227 216ZM62 216H65V217H62ZM146 216L148 217V219L150 221L149 220L147 221V219H146L147 217ZM181 216H183V217H181ZM204 216H206L208 218L207 221H206V217H204ZM215 216H217L219 221H218V219ZM144 217H145V220L143 221ZM168 217H169V219H167ZM170 217H171V220H170ZM180 217L183 220L180 219ZM186 217H187V220L185 219ZM135 218H136V220H135ZM197 218L199 219V221H198ZM210 219H211V222L212 221L215 222V220H216V222L213 223L214 226L216 228H222L223 231L221 229H219V232H218L217 229L214 228V226L210 222ZM54 220H52V221H54ZM184 220H186V223L184 222ZM83 221H85V223ZM202 221L205 224H207V222H208V224H207V226L209 225L208 228L213 226L211 228L212 229L211 231L214 232V233H215V231L218 232L216 234H219L220 236L219 235L216 236L214 233H213L214 235H212V232L210 231V229H208L207 226L203 225ZM217 221H218V224L220 222V225L216 224ZM230 221L232 222V224H231ZM45 222H47V221H44V223ZM91 222H92V224H91ZM146 222H148V223H146ZM187 222H189V224ZM226 222H227V225H226L227 227L224 225V224H226ZM142 223H144V224H142ZM149 223H150V225H149ZM194 223H195V227L193 225ZM196 223H197V226H196ZM221 223H223V224H221ZM15 224H16V226H15ZM97 224H99L100 226L102 225L101 226L102 228H99L100 226L97 225ZM184 224H185V226H184ZM198 224L201 225V226L203 225L204 227H200V226H198ZM236 224H238L239 226H237ZM248 224H250L251 226L248 225ZM190 225H191V227H190ZM216 225H218V227ZM223 225L226 228H224ZM220 226H222V227H220ZM196 227H200L201 229L203 228V230L206 233L204 231H202L200 228L198 229ZM204 228H207V229H204ZM227 228H230V230L227 229ZM231 228H233V229H231ZM242 228H244V229H242ZM225 229H227V231L229 230L228 233H229V235H231L230 237L228 235V238H227V233H226ZM237 229L238 230L240 229V230L237 231ZM241 229H242V231L245 230V231H248L249 233L245 232V231L241 232ZM105 230H107V231H105ZM196 230L199 231V232L200 231H202V232L197 234ZM224 230H225V232H224ZM231 230H233L232 233H230ZM208 231H210V233H208ZM221 231L223 233H226V234H223ZM67 233H70V234L72 233L73 234V233H75V231L74 232H67ZM201 233H203V234H201ZM220 233H222L223 236H221ZM102 235L105 236V237L102 238ZM208 236H213V237L211 239L207 240L206 238H210ZM215 236L216 237L219 236L222 239L219 238V237L216 238ZM235 236L237 237V239L235 238ZM95 237L98 238V240L95 239ZM223 237H225L227 239L224 238L225 239L224 240ZM160 238H161V241H159ZM162 238L164 239V242H163ZM233 238H235L236 240L233 239ZM99 239H101V240H99ZM108 239H106V240H108ZM200 239H201V241H200ZM247 239L249 240V244L250 245L248 244V240ZM206 240L209 241L208 242L209 244L207 242H205ZM170 241H173V242H170ZM184 241H185V244H184ZM227 241H228V243H227ZM236 241L238 242L239 245H237ZM160 242H161V244H160ZM177 242H178V244H177ZM225 242H226V246L224 245ZM233 242H236V244L233 243ZM240 242H241V244H240ZM243 242H245V243H243ZM174 243H176L178 246L174 247L176 245ZM214 243L216 245L218 243L219 244L216 246V245H214ZM171 244H174V245L170 246ZM230 244L233 246V249H235V248L236 249L235 250L231 249L232 246ZM167 245H168V247H167ZM196 245H200V247L199 246L197 247ZM223 245L226 248H223L224 247ZM243 245H245V247H243ZM2 246H3V248H1ZM194 246H196V249H197L196 251L199 250L198 252L194 251L195 250ZM218 246H221V247L218 248ZM10 247L8 246V249H7L6 245H1L0 246V264H6V263L7 264H21L22 261H21V258L19 257L20 256V254H19L20 250L18 249V247L17 248H14V247L10 248ZM166 247L168 248L167 250H166ZM182 247H180V250H182ZM188 247L190 248V250L187 249ZM193 248H194V250H193ZM209 248H210V250L207 251L206 249H209ZM170 249L172 251L173 250H177L176 251L177 253H175V251L173 253H171L172 251ZM185 249H186V251H185ZM237 249L242 250V251L239 252ZM169 250L171 251L170 253L172 255L169 253ZM228 250H230V251H228ZM247 250H249V251H247ZM187 251H191L190 253H193L194 256L191 255V254H188L189 252H187ZM227 251L230 252V254L231 253H234V254L230 255V254L227 253ZM211 252H212V254L214 253L216 256L214 254L212 255ZM220 252L221 253L223 252V253L221 254ZM237 252H239L242 255L241 258L239 257L241 255L239 253H237ZM207 253H208V255H207ZM235 253L237 254V256H236ZM246 253H247V255H245ZM238 254H239V256H238ZM170 255H171V257H170ZM174 255L176 256L175 258L177 260L174 257H172ZM199 255L200 256L202 255L201 257H203V258H201V260H203V261H200V256ZM210 255H212L211 258L209 257ZM234 255H235L236 258L230 259V257H234ZM195 256L197 258H199V259L196 258V260H195V259L191 258V257L194 258ZM225 256H226V258H225ZM216 257H217V259H216ZM238 257H239V259H238ZM172 258H174L175 260H172ZM186 258L190 259V262L187 261ZM244 258L245 259L247 258L246 260L249 259V261L247 262ZM205 259L206 260H211V261L208 262ZM226 259L227 260L230 259V260L227 261ZM197 260H199V261H197ZM186 262L185 263L181 262V263L182 264H186Z\"/></svg>","mask_w":264,"mask_h":264},{"label":"bare ground","instance_id":"bare-ground-1","mask_svg":"<svg viewBox=\"0 0 264 264\" xmlns=\"http://www.w3.org/2000/svg\"><path fill=\"white\" fill-rule=\"evenodd\" d=\"M8 1H9V0H0V19H2V20L4 19V21L7 19L8 22H9L10 19H11V16H13V15H12V13H11V10H12V9H11V7L9 6V5H10V4H9L10 2H8ZM164 1H165V0H164ZM172 1H173V0H172ZM197 1H198V0H197ZM199 1H200V0H199ZM199 1H198V2H199ZM201 1H203L202 3H204L205 0H201ZM216 1H218V3H219V0H216ZM239 1H240V0H239ZM248 1H249V0H248ZM256 1H257V0H256ZM259 1H260V0H259ZM262 1H263V0H262ZM262 1H260V3H258V5H260V4L262 3ZM148 2H150V0H149ZM151 2H152V1H151ZM154 2H155V1H154ZM184 2H185V1H184ZM195 2H196V0H195ZM198 2H196L195 4L197 5ZM205 2L207 3L208 1L206 0ZM210 2H211V1H210ZM210 2H208V3H210ZM229 2H230V0H228V3H229ZM235 2H237V1H234V3H235ZM243 2H244V0H242V2H240V3H243ZM250 2H251V1H250ZM257 2H258V1H257ZM43 3H44V2H43ZM104 3H105V4H104L105 7H104V10H102L101 14L103 15L104 18H106V20L109 21L108 28L106 29V30L108 31V40H107V39H106V40H107L108 48H109V50H110V48L113 46V45H112V42L114 43V41L117 42L118 47H121V41H120V40H121V37H120V31H119V28L121 27V26H120V21L122 22V21L124 20V18L127 19L126 16H128V15L130 14V11L133 10V9H134V11H135V8H134V7L137 8L136 13H137V11L139 10L138 12L140 13V15H142L141 12H144V11L141 10V7H142V9H145L146 7L144 8V7L142 6V5H143V2H141V0H137V1H136V0H104ZM189 3H190V2H189ZM199 3H201V2H199ZM213 3L215 4V2H213ZM213 3H210V4L213 5ZM218 3H216V4H218ZM221 3H222V2H221ZM225 3H226V2H225ZM246 3H249V2H247V0H245V3H244V4H246ZM252 3H256V2L252 1ZM263 3H264V1H263ZM146 4H147V3L145 2L144 5H146ZM165 4H166V3H165ZM174 4H175V3H174ZM174 4H173V5H174ZM222 4H223V3H222ZM222 4H221V5H222ZM229 4H231V3H229ZM236 4H237V3H236ZM250 4H251V3H250ZM168 5H169V4H168ZM186 5H187V4H186ZM196 5H194V6H196ZM201 5H203V4H201ZM201 5H200V6H201ZM204 5H205V4H204ZM211 5H210V7H211ZM219 5H220V4H219ZM219 5H215V6H216V7H215V11H216L217 9H219V7L217 8V6H219ZM231 5H233V3H232ZM231 5H230V7H231ZM234 5H235V4H234ZM234 5H233V6H234ZM238 5H239V3H238ZM251 5H252V8H253V4H251ZM254 5L256 6V4H254ZM258 5H257V6H258ZM102 6H103V5H102ZM131 6H134L133 9H130ZM200 6H199V7H200ZM223 6H224V5H223ZM225 6H226V5H225ZM227 6H228V4H227ZM227 6H226V7H227ZM236 6H237V5H236ZM236 6H234V7H236ZM242 6H243V5H242ZM247 6H248V4L246 5V8H247ZM191 7H192V6H191ZM207 7H208V6H207ZM210 7H208V9H209ZM212 7H214V5H213ZM212 7H211V8H212ZM240 7H241V6H240ZM240 7H238V8L240 9ZM243 7H245V6H243ZM249 7H251V6H249ZM259 7H260V6H259ZM261 7H264V6L261 4ZM261 7H260V8H261ZM101 8H102V7H101ZM183 8H184V7H183ZM197 8H198V7H197ZM202 8H204V6H203ZM220 8H221V6H220ZM222 8H224V7H222ZM222 8H221V9H222ZM228 8H229V7H228ZM252 8H251V9H252ZM102 9H103V8H102ZM155 9H156V8H155ZM195 9H196V8H195ZM208 9L206 8V9H204V10H208ZM221 9H220V11L222 12ZM226 9H227V8H226ZM226 9H225V10H226ZM243 9H245V8H242V11H243ZM247 9H249V8H247ZM247 9H246L245 11H243V12L245 13L246 11H249V10H250V9H249V10H247ZM255 9H256V7H255ZM257 9L259 10V8H257ZM257 9H256V12H258ZM262 9L264 10V8H261V11H259V12L262 13ZM170 10H171V9H170ZM170 10H169V11H170ZM190 10H191V9H190ZM190 10H189V11H190ZM196 10H197V9H196ZM201 10H203V9H200L199 11H201ZM204 10H203V12H204ZM228 10H229V9H228ZM230 10H231V11H230ZM230 10H229V11H230L231 15H232L233 13L236 12L235 9L232 10V9L230 8ZM237 10H238V9H237ZM98 11H99V9H98ZM134 11H133V12H134ZM162 11H163V10H162ZM186 11H187V10H186ZM209 11H210V10H209ZM226 11H227V10H226ZM233 11H235V12H233ZM242 11H241V12H242ZM251 11H252V10H251ZM254 11H255V10H254ZM95 12H96V11H95ZM95 12H94L95 15H96V14H99V12H97V13H95ZM171 12H173V11H171ZM192 12H193V11H191V13H192ZM196 12H197V13H196ZM196 12H194L195 14L193 13V15H194L195 17H196V14H198V10H197ZM203 12H202V13H203ZM210 12H211V11H210ZM212 12H213V11H212ZM239 12H240V11H239ZM239 12H237L238 14L236 13V14H237V17H238V15H239ZM263 12H264V11H263ZM177 13H178V12H177ZM228 13H229V12H228ZM228 13H227V14H228ZM230 13H229V14H230ZM247 13H248V12H247ZM247 13H245V14L247 15ZM249 13H250V11H249ZM251 13H252V12H251ZM253 13H254V12H253ZM261 13H260V14H261ZM101 14H100V16H102ZM133 14H134V13H133ZM133 14H132V15H133ZM137 14H138V13H137ZM137 14H135V15H137ZM144 14H145V13H144ZM174 14H175V11H174ZM179 14H180V13H179ZM209 14H211V13H209ZM218 14H219V13H217V12L214 13L213 16H212L213 18L210 17V16H208V15H205V13L202 15L203 17L205 16L204 23L206 22L207 18H208L209 20H210V18H212V20H211L212 22H210V23H211V26H212V27H211V31H213V32H214L213 28H214V29L218 28L219 30H221V28L223 27L222 24H224V23L221 22V21H223V20L221 19L222 17L220 18V17L218 16ZM220 14L223 15V13H220ZM236 14H235V16H236ZM254 14H255V13H254ZM260 14L258 13V14H256V15H260ZM161 15H162V14H161ZM182 15H183V14H181V16H182ZM185 15H187V13H186ZM189 15H191V14H189ZM189 15H188V16H189ZM199 15H200V14H199ZM231 15H228L229 17L227 16V18L230 19V17L233 16V15H232V16H231ZM240 15H241V13H240ZM249 15H250V14H248V16H249ZM262 15H264V13H263ZM96 16H98V15H96ZM175 16H176V14H175ZM188 16H187V17H188ZM191 16H192V15H191ZM194 16H193V17H194ZM200 16H201V15H200ZM225 16H226V13H225ZM241 16L243 17L244 14H242ZM251 16H253V15H251ZM260 16H261V15H260ZM128 17H129V16H128ZM182 17H183V16H182ZM184 17H185V16H184ZM184 17H183V19H184ZM189 17H190V16H189ZM189 17H188V18H189ZM197 17L199 18V16H197ZM249 17H250V16H249ZM253 17H256V16H253ZM262 17H263V16H262ZM262 17H261L260 20H262ZM130 18H131V17H130ZM190 18H192V17H190ZM227 18H225V19L223 18V19L226 21ZM232 18H233V17H232ZM234 18H235V17H234ZM240 18H241V17H240ZM240 18H239V19H240ZM256 18H257V17H256ZM173 19H174V18H173ZM195 19H196V18H195ZM236 19H237V18H236ZM239 19H238V20H239ZM243 19H244V17H243ZM243 19H242V20H243ZM249 19H250V18H248V22H251V21H250L251 19H250V20H249ZM190 20H191V19H190ZM199 20L201 21V19H199ZM244 20H245V19H244ZM244 20H243V22H244ZM246 20H247V19H246ZM252 20H253V19H252ZM260 20L257 19L256 22H255L254 20H253V21L255 22V25H256V24H257V21L261 22ZM163 21H164V20H163ZM184 21H185V20H184ZM228 21H229V20H228ZM233 21H234V19H233ZM233 21H232V22H233ZM253 21H252V22H253ZM263 21H264V20H263ZM186 22H188V21L186 20ZM207 22H208V21H207ZM226 22H227V21H226ZM226 22H225V24H226ZM229 22H230V27H232L231 25L234 24V22L231 23V20H230ZM235 22H236V20H235ZM239 22H240V21H239ZM245 22H246V21H245ZM252 22H251V25H250V24H249V25H250L251 27H252V26L254 27V25H253L254 22H253V24H252ZM259 22H258V24H259ZM5 23H6V21H5ZM107 23H108V22H107ZM118 23H119V24H118ZM147 23H148V22H147ZM182 23H183V22H182ZM204 23H203V24H204ZM208 23H209V22H208ZM210 23H209V25H210ZM237 23H238V22H237ZM241 23H242V22H241ZM241 23H240V26H243V23H242V25H241ZM246 23H247V22H246ZM184 24H185V23H184ZM184 24H183V25H184ZM225 24H224V29H225V27L228 26V25L226 26ZM227 24H228V22H227ZM260 24H261V23H260ZM260 24H259V25H260ZM262 24H264V22H262ZM7 25H8V24H7ZM207 25H208V24H207ZM207 25H206V23H205V26H207ZM209 25H208V26H209ZM238 25H239V24H238ZM259 25H256V26H259ZM5 26H6V25H5ZM9 26H10V25H9ZM106 26H107V24H106ZM119 26H120V27H119ZM166 26H167V25H166ZM170 26H171V25H170ZM221 26H222V27H221ZM233 26H234V27H233L234 29H235V27L239 28L236 24L233 25ZM244 26H248V25L246 24V25H244ZM250 26H249V27H250ZM118 27H119V28H118ZM167 27H168V26H167ZM167 27L164 26L163 28L165 29V28H167ZM189 27H190V26H189ZM259 27H260V26H259ZM168 28H169V27H168ZM187 28H188V27H187ZM241 28H242V27H241ZM241 28H239V29H241ZM244 28H245V27H244ZM246 28H248V27H246ZM256 28H258V27H256ZM256 28H255V29H256ZM261 28H262V27H261ZM263 28H264V26H263ZM179 29H181V28H179ZM189 29H191V27H190ZM207 29H208V27H207ZM218 29H217V30H218ZM224 29H222L221 32H223ZM250 29H251V28H250ZM161 30L164 31L163 29H161ZM161 30H160V31H161ZM191 30H192V29H191ZM258 30H262V29H258ZM263 30H264V29H263ZM263 30H262V31H263ZM165 31L167 32L168 30L166 29ZM193 31H194V30H192V32H193ZM202 31H203V30H202ZM206 31H207V30H205V32H206ZM208 31H209V30H208ZM211 31H210V33H211ZM224 31H225V30H224ZM231 31H232V30L230 29V30H229L230 33L234 32V30H233L232 32H231ZM236 31H237V30H236ZM236 31H235V32H236ZM238 31H239V30H238ZM243 31H245V29H244ZM256 31H257V29H256ZM256 31H255V33H256ZM170 32H171V31L169 30V32H168L169 35H170ZM188 32H189V30H188ZM197 32H198V31H197ZM213 32H212V33H213ZM215 32H216V30H215ZM225 32H226V31H225ZM227 32H228V31H227ZM246 32H247V31H245V33H246ZM250 32H251V31H249V33H250ZM252 32H254V28H253ZM258 32H260V31H257V35L259 34ZM174 33H175V32H174ZM207 33H209V32H207ZM238 33H240V31H239ZM255 33H253V34H255ZM219 34H220V31H219ZM222 34H223V33H222ZM232 34H233V33H232ZM242 34H244V33L242 32ZM247 34H248V33H247ZM253 34H252V35H253ZM260 34H261V33H260ZM260 34H259V35H260ZM262 34H263V36H264V31L262 32ZM171 35H172V34H171ZM214 35H215V34H213L214 39H213V37H212V35H211V37H212V42H211V40H210L211 43H210L209 41L206 43V44L210 43L211 45H209V44H208L207 46L205 45V47H206V51L203 52L204 54H200V55H202V57H201V59H200L201 63H203V62L206 63V65H207L209 68H211L212 70H213V67H214L216 64L219 63V65H220L221 62H219V61H220L221 59H222V62H225V61H226L225 58H226V59L228 58V57H227L228 54H226V51L228 50V49H227V46L230 47V45H231L230 42L232 41V39H231V38H228V37H227V38H228L227 40H226V37H224L225 39L223 38L224 40H223V39L220 40V39H218V37H217L216 35H215V36H214ZM217 35H218V34H217ZM220 35H221V34H220ZM220 35H219V36H220ZM225 35H226V34H225ZM230 35H231V34H230ZM233 35H236V37H237V33H236V34H233ZM238 35H239V34H238ZM248 35H249V34H248ZM259 35H258V36H259ZM106 36H107V35H106ZM173 36H174V35H173ZM209 36H210V35H209ZM223 36H224V35H223ZM228 36H229V35H228ZM244 36H245V35H244ZM253 36H254V35H253ZM189 37H190V35H189ZM211 37H209V39H210ZM231 37H232V36H231ZM242 37H243V36L241 35L240 38H242ZM207 38H208V37H207ZM219 38H220V37H219ZM232 38H234V37H232ZM237 38H238V37H237ZM237 38H236V39H237ZM240 38H238V39H240ZM246 38H248V36H247ZM257 38H258V37H257ZM257 38H256V39H257ZM263 38H264V37H263ZM263 38H262V40H264ZM161 39H162V38H161ZM173 39H174V38H173ZM180 39H181V38H180ZM249 39H250V38H249ZM256 39H255V40H256ZM165 40H166V38H164V41H165ZM182 40H185V39L183 38ZM233 40L236 41L235 38H234ZM241 40H243V39H241ZM241 40H239V41H241ZM247 40H248V39H247ZM250 40H251V39H250ZM253 40H254V38H253ZM262 40H259V41L262 43V42H263ZM162 41H163V40H162ZM164 41H163V42H164ZM185 41H187V40H185ZM185 41H183V43H184ZM234 41H233L232 43H233V45H236V44H234ZM257 41H258V40H257ZM257 41H256V42H257ZM105 42H106V41H105ZM163 42H161V43H163ZM194 42H195V41H194ZM236 42H237V41H236ZM251 42H252V41H251ZM253 42H255V41H253ZM256 42H255V43H256ZM161 43H160V44H161ZM168 43H169V42H168ZM180 43H181V42H180ZM185 43H186V42H185ZM185 43H184V45H185ZM197 43H199V42H197ZM200 43H201V42H200ZM228 43H229L230 45H228ZM246 43H247V42H245V44H246ZM255 43H254V44H255ZM263 43H264V42H263ZM189 44H190V43H189ZM189 44H188V45H189ZM238 44H239V43H238ZM242 44H243V43H242ZM242 44H240V45H242ZM249 44H250V43H249ZM249 44H246V47H247V45H249ZM257 44H258V42H257ZM156 45H157V44H156ZM156 45H154V46H156ZM192 45H193V43H192ZM233 45H232V46H233ZM240 45H238V46H240ZM243 45H244V44H243ZM243 45H242V46H243ZM251 45H253V44H251ZM251 45H250V46H251ZM261 45H262V44H261ZM114 46H116V45L114 44ZM159 46H160V45H159ZM159 46H158V47H159ZM168 46H170V44H169ZM181 46H182V45H181ZM199 46H200V45H199ZM201 46H202V45H201ZM201 46H200V47H201ZM238 46H235V47L239 49L240 47H238ZM253 46H255V45H253ZM256 46H258V45H256ZM259 46H260V45H259ZM259 46H258V47H259ZM263 46H264V44H263ZM162 47H163V46H162ZM177 47H178V46H177ZM113 48H114V47H113ZM115 48H117V47H115ZM167 48H169V47H167ZM183 48H185V47H183ZM203 48H204V47H203ZM233 48H234V46H233ZM249 48H250V47H249ZM249 48H248V49H249ZM252 48H253V47H252ZM252 48L249 50V51L251 52V53L249 54V57L252 55V52H253V51H251ZM254 48H255L254 50L257 51V50H258L259 48H261V47H259V48L254 47ZM106 49H107V47H106ZM118 49H119V48H118ZM118 49H116L115 51H118ZM163 49H165V47H164ZM169 49H170V48H169ZM187 49H188V48H187ZM204 49H205V48H204ZM229 49H230V48H229ZM238 49H237V50H238ZM243 49H244V46H243ZM109 50L107 49V51H109ZM112 50H114V49H111L110 51H112ZM119 50H120V49H119ZM144 50H145V49H144ZM153 50H154V49H153ZM182 50H183V49H182ZM231 50H232V48H231ZM231 50L228 51V53H230ZM239 50H240V49H239ZM121 51H122V50H121ZM159 51H160V50H159ZM167 51H168V50H167ZM233 51H234V49H233ZM233 51H232V52H233ZM235 51H236V49H235ZM243 51H244V50H243ZM243 51H242V52H243ZM245 51H247V50H245ZM249 51H248V52H249ZM256 51H255V52H256ZM260 51H262V50L260 49ZM169 52H171V51H169ZM239 52H241V51H239ZM239 52L237 51L236 53H239ZM107 53H108V52H107ZM124 53H125V52H124ZM135 53H136V52H135ZM156 53H157V52H156ZM162 53H163V52H162ZM162 53H161V55H162ZM165 53H166V52H165ZM244 53H245V52H244ZM246 53H247V52H246ZM257 53H259V52H257ZM260 53H261V52H260ZM260 53H259V54H260ZM108 54H110V53H108ZM111 54H112V53H111ZM111 54H110V55H111ZM114 54H115V53H113V56H114ZM185 54H186V53H185ZM241 54H243V53H241ZM241 54H240L241 57L243 56V57L247 58V57H246L247 54H245L246 56H244V54H243V55H241ZM262 54H263V53H262ZM110 55H109V56H110ZM118 55H119V54H118ZM158 55H159V54H158ZM179 55H180V54H179ZM183 55H184V54H183ZM226 55H227V56H226ZM229 55H230V54H229ZM232 55H233V53H232ZM237 55H238V54H237ZM168 56H172V55H169V54H168ZM174 56H175V55H174ZM240 56H239V57L236 56L235 58H237V57L240 58ZM253 56H254V55H253ZM255 56H256V53H255ZM257 56L259 57V55H257ZM115 57H116V56H114V58H115ZM166 57H167V56H166ZM166 57H165V58H166ZM230 57H231V56H230ZM232 57H233V56H232ZM249 57H248V60H249ZM260 57H262V56H260ZM260 57H259V58H260ZM109 58H110V57H109ZM156 58H157V57H156ZM167 58H168V57H167ZM184 58H185V56H184ZM219 58H220V60H218ZM250 58H252V57H250ZM256 58H257V57H256ZM262 58H263V57H262ZM158 59H159V57H158ZM160 59H161V56H160ZM169 59H171V58H169ZM181 59H182V58H181ZM187 59H188V58H187ZM230 59H231V58H230ZM241 59H244V58H241ZM252 59H253V58H252ZM119 60H120V59H119ZM151 60H152V59H151ZM165 60L168 61V59H165ZM171 60H172V59H171ZM173 60H174V59H173ZM223 60H224V61H223ZM227 60H229V59H227ZM238 60H240V59H238ZM245 60H247V59H245ZM245 60H244V61H245ZM111 61H112V60H111ZM161 61H163V63L168 64V63L165 62L163 59H161ZM161 61L159 60V63H160ZM174 61H175V60H174ZM242 61H243V60H242ZM251 61H252V60H251ZM253 61H254V59H253ZM253 61H252V62H253ZM255 61H256V59H255ZM258 61H259V60H258ZM168 62H169V61H168ZM171 62H172V61H171ZM179 62H180V61H179ZM193 62H194V61H193ZM226 62H229V61H226ZM226 62H225V64H226ZM238 62H239V61H238ZM245 62H246V61H245ZM252 62H251V63H252ZM259 62H260V61H259ZM262 62H263V64H262V67H261V68H263V65H264V61H262ZM156 63H157V62H156ZM159 63H158V64H159ZM163 63H162V67L165 65V64L163 65ZM169 63H170V62H169ZM173 63L175 64L176 62H173ZM239 63H240V62H239ZM243 63H244V62H243ZM247 63H248V61H247ZM247 63H246V64H247ZM160 64H161V63H160ZM221 64H223V63H221ZM228 64H229V63H228ZM240 64H241V63H240ZM244 64H245V63H244ZM244 64H242V65H244ZM253 64H254V63H253ZM190 65H191V63H190ZM192 65H193V64H192ZM196 65H197V64H196ZM198 65H199V64H198ZM200 65H202V64H200ZM203 65H204V64H203ZM206 65L201 66V67H205ZM226 65H227V64H226ZM229 65H230V64H229ZM233 65H234V64H233ZM237 65H238V64H237ZM249 65H251V64H249ZM249 65H248V66H249ZM120 66H121V65H120ZM167 66H169V65H167ZM171 66H172V65H171ZM171 66H170V67H166V66H165V68H167V69L170 71V72L168 71L169 74H170L171 72L176 73L175 75L171 73L170 76L172 77V76L179 75V74H177L178 70H177V72H175L176 70L173 71ZM184 66H185V65H184ZM212 66H213V67H212ZM235 66H236V65H235ZM235 66H234V68H235ZM246 66H247V65H246ZM255 66H256V65H255ZM255 66H254V67H255ZM157 67H158V65H157ZM159 67H161V66H159ZM193 67H194V66H193ZM193 67H192V68H193ZM196 67H197V66H196ZM201 67H200V68H201ZM208 67H206V68L208 69ZM216 67H217V66H216ZM222 67H223V66H222ZM226 67H227V66H225V68H226ZM231 67H232V63H231ZM231 67H230V68H231ZM240 67H242V66H240ZM250 67H251V66H250ZM252 67H253V66H252ZM252 67H251V68H252ZM256 67H257V66H256ZM256 67H255V68H256ZM155 68H156V67H155ZM163 68H164V67H163ZM163 68H161V69H163ZM173 68H174V67H173ZM190 68H191V67H190ZM192 68H191V69H192ZM194 68H195V67H194ZM194 68H193V69H194ZM219 68H220V66L218 67V69H219ZM225 68H224V67L222 68L223 71H224ZM227 68H228V67H227ZM227 68H226V69H227ZM232 68H233V67H232ZM242 68H243V67H242ZM251 68H248V69H251ZM258 68L261 70V68H260L259 65H258ZM159 69H160V68H159ZM161 69H160V70H161ZM174 69H176V67H175ZM183 69H184V68H183ZM183 69H182V70H183ZM203 69H205V68H203ZM203 69H201V70H203ZM207 69H206V72H204V71L201 72V74H200L201 77H200V78L194 77V75H196V74H194L193 77L196 78V79H199L198 81L201 83V84H199V85H202L204 89H206V90L209 91V93H207V94H210L212 90H215V89H216V91H217V87L221 84V81H222V79H223L224 76H222V73H220L222 79H220V78L218 79V78H217L218 80H215V79H216V78H215V79H213V81H212V79L209 77V76H210L209 74H210V73H213V72H212V70H211V72L209 73V69H208V70H207ZM220 69H221V68H220ZM226 69H225V70H226ZM248 69H247V70H248ZM253 69H254V68H253ZM256 69H257V68H256ZM256 69H255L254 71H255L256 74H257V70H256ZM153 70H154V69H153ZM182 70H181V71H182ZM194 70H195V69H194ZM194 70H191V71L194 72ZM216 70H217V68H216ZM216 70H215L214 74L216 73V74L218 75V76H217V75H216V76H217V77H220L219 74L216 72ZM229 70H230V69H229ZM232 70H233V69H232ZM239 70H240V69H239ZM262 70H263V69H262ZM179 71H180V70H179ZM181 71H180V72H181ZM188 71H189V70H188ZM195 71H196V70H195ZM217 71L221 72V70H217ZM237 71H238V70H237ZM244 71H245V70H244V68H243V72H244ZM154 72H158V69H157V71L154 70ZM180 72H179V73H180ZM231 72H233V71H231ZM231 72H229V71L227 72V71H226V73H228L227 75H230ZM235 72H236V69H235ZM243 72H242V73H243ZM249 72H250V71H249ZM249 72H248V73H249ZM251 72H253V71H251ZM255 72H253V73H255ZM258 72H259V71H258ZM262 72H263V75H264V70L261 71V72L258 73V74H261V75H262ZM159 73H160V72H159ZM161 73L165 74L164 71L162 72V70H161ZM161 73H160V74H161ZM188 73H190V72H188ZM194 73H195V72H194ZM196 73H198V71H197ZM223 73H224V72H223ZM226 73H224V74H226ZM229 73H230V74H229ZM236 73H238V72H236ZM236 73H235V74L233 73V74L236 75ZM242 73H241V74H242ZM245 73H246V71H245ZM253 73H250V75L248 74V75H249L248 78L246 77L247 75L245 74V75H246V76H245V79H246V78L249 79L250 76H251ZM18 74H19V73H18ZM151 74H152V72H151ZM156 74H157V73H156ZM163 74H161V75H163ZM166 74H167V73H166ZM183 74H184V73H183ZM239 74H240V73H238L237 75H239ZM181 75H182V74H181ZM189 75H190V74H189ZM212 75H213V74H212ZM227 75H226V76H227ZM234 75H232L231 81H232L233 77H235ZM263 75H262V76H263ZM144 76H145V75H144ZM149 76H150V75H149ZM183 76H184V75H183ZM191 76H192V75H191ZM239 76H240V75H239ZM241 76H242V75H241ZM258 76H259V75H258ZM258 76H257V78L260 80L259 77H262V76H259V77H258ZM21 77H22V76H21ZM130 77H132V76H130ZM160 77H161V76H160ZM160 77H158V78H160ZM171 77H170V78H171ZM179 77L182 78V76H179ZM189 77H190V76H189ZM193 77H190V78H193ZM237 77H238V76L235 77V81H236ZM255 77H256V76H254V78H255ZM19 78H20V77H19ZM22 78L24 79V77H22ZM22 78H21V81H22ZM158 78H157V79L155 78L156 82L154 81V83H157V80H159ZM168 78H169V77H168ZM168 78H167V79H168ZM173 78H174V77H173ZM173 78H172V79H173ZM184 78H186V77H183V79H184ZM190 78H189V79H190ZM213 78H214V77H213ZM229 78H230V77H229ZM238 78H239V77H238ZM243 78H244V77H243ZM243 78H242V79H243ZM252 78H253V75H252L251 79H252ZM257 78H255V80H257ZM163 79L165 80L164 77H163ZM174 79H175V78H174ZM174 79H173L172 81H175ZM224 79H225V78H224ZM169 80H170V79H169ZM187 80H188V79H187ZM225 80H226V79H225ZM239 80H240V79H239ZM253 80H254V79H253ZM253 80H252V81H253ZM262 80H263V78H262ZM161 81H163V80H161ZM161 81H160V82H161ZM165 81H166V80H165ZM172 81H171V82H172ZM177 81H178V79H177ZM188 81H189V80H188ZM228 81L230 82V84H228L229 86H230L231 84H234V83H231L230 79H229ZM228 81H227V82H228ZM260 81H261V80H260ZM166 82H167V81H166ZM175 82H176V81H175ZM180 82H181V81H180ZM185 82H186V81H185ZM185 82H181V83H185ZM192 82H194V81H192ZM195 82H196V83H195ZM195 82H194V83L196 84V86H199V85H197V84H198L197 81H195ZM224 82H225V81H224ZM237 82H238L239 84H243V83H245V82L248 83V81H246V80H245V82H244V81H241L242 83L239 82V81H237ZM249 82H250V81H249ZM257 82H258V80H257ZM14 83H15V82H14ZM188 83H189V82H188ZM247 83H246V84H247ZM253 83L256 84V82H252L251 84L253 85ZM262 83H264V82H262ZM148 84H150V83H148ZM168 84H169V85H168ZM170 84L175 85V84H173V82H172V83H168V82H167V85H166L165 87H167V89H169L168 87H170ZM178 84H179L178 89H180V87L182 86V84H181V86H180V83H178ZM186 84H187V83H185V85H186ZM195 84H194V85H195ZM223 84L226 85V83H223ZM235 84H236V83H235ZM246 84H244V86H245ZM251 84H247V85L249 86V85H251ZM17 85H18V84H17ZM110 85H112V84H110ZM152 85H154V84L152 83ZM152 85H151V86H152ZM159 85H161V83H160V84L158 83V88L156 87V90H157V89H158V90L160 89V86H159ZM163 85H164V83H162V86H163ZM228 85H227V86H228ZM258 85H260V84H258ZM258 85H257V86H258ZM154 86H157V85H154ZM175 86H176V85H175ZM183 86H184V84H183ZM183 86H182V87H183ZM191 86H192V84L190 85V87H191ZM202 86H199L200 88L198 87L201 91H202V89H203ZM220 86L223 87L222 85H220ZM229 86H228V87H229ZM240 86H241V85H240ZM242 86H243V85H242ZM253 86H254V85H253ZM255 86H256V85H255ZM257 86H256V89H257ZM262 86H263V85H262ZM18 87H19V90H20V86H18ZM21 87L23 88V86H21ZM112 87H113V85H112ZM112 87H109V88H112ZM149 87H150V86H149ZM149 87H148V88H149ZM165 87H164V88H165ZM171 87H172V86H171ZM173 87H174V86H173ZM173 87H172V88H173ZM176 87H177V86H176ZM192 87H193V86H192ZM192 87H191V91L194 89V88H192ZM194 87H195V86H194ZM233 87H234V86H233ZM236 87H237V86L235 85V91L232 90V92H235V93L237 94L238 91L236 92V90H237ZM238 87H239V86H238ZM245 87H246V86H245ZM260 87H261V86H260ZM263 87H264V86H263ZM154 88H155V87H154ZM162 88H163V87H161V89H162ZM187 88H189V87L186 86V89H187ZM201 88H202V89H201ZM219 88H220V87H219ZM225 88H227V87H225ZM230 88H231V86H230ZM249 88H250V87H248L247 89H249ZM252 88H253V87L251 86L250 89H252ZM112 89H113V88H112ZM114 89H115V88H114ZM161 89H160V90H161ZM167 89H165V91H166ZM175 89H176V88H174L172 91H174ZM221 89H222V88H221ZM221 89H219V95H220V90H221ZM223 89H224V88H223ZM241 89H242V88H241ZM250 89H249V90H250ZM156 90L154 89V92H155ZM189 90H190V89H189ZM224 90H225V89H224ZM228 90H229V91H228L229 93L227 92V94H226V92L224 91L223 94H225V95H229L231 89L228 88ZM238 90L241 91L240 88H238ZM253 90H254V88H253L251 91H252V93H255V95L258 94V93H260L259 95H263V94H264V93L261 94V91L258 92V93L253 92ZM261 90H262V89H261ZM120 91H121V89H120ZM120 91H119V92H120ZM129 91H130V90H129ZM143 91H144V90H143ZM165 91L163 90L162 93L165 92ZM172 91H171V93H173ZM181 91L183 92L184 90L181 89ZM195 91H196V88H195ZM198 91H199V90H198ZM208 91H205V92H208ZM221 91H223V90H221ZM243 91H244V90L242 89V92H243ZM254 91H255V90H254ZM258 91H259V90H258ZM263 91H264V90H263ZM112 92H113V91H112ZM117 92H118V91H117ZM157 92H160V91H157ZM157 92H155V93H157ZM169 92H170V90H169ZM169 92L167 91L166 93H164V96H165V95H168L167 93H169ZM174 92H176V91H174ZM177 92H178V91H177ZM177 92L175 93V95H177ZM185 92H186V91H185ZM189 92H190V91H189ZM192 92H193V91H192ZM199 92H200V91H199ZM203 92H204V91H203ZM232 92H231V93H232ZM18 93L21 94V95L23 94L22 91H21V92L19 91ZM140 93H141V92H140ZM155 93L153 94V96L157 95V94H155ZM171 93H169V94H171ZM193 93H194V92H193ZM213 93H214V92H213ZM216 93H217V92H216ZM243 93H246V94H243V95L246 96V95H247L248 93H250V92L247 93V91H244ZM252 93H251V95H252ZM9 94H10V93H9ZM117 94H120V93H117ZM150 94H151V93H150ZM150 94L148 93V95H150ZM159 94H161V92H160ZM180 94H181V95H179V93H178V95L182 97L183 93H180ZM191 94H192V93H191ZM197 94H198V93H197ZM199 94H200V93H199ZM211 94H212V93H211ZM221 94H222V93H221ZM21 95H20V96H21ZM120 95H121V94H120ZM141 95H142V94H141ZM143 95H144V94H143ZM143 95H142V96H143ZM161 95H163V94H161ZM161 95H160V96H161ZM171 95H172V94H171ZM184 95H185V93H184ZM188 95H190V94H188ZM201 95H202V94H201ZM212 95H214V94H212ZM212 95H211V96H212ZM215 95H216V94H215ZM215 95H214V96H215ZM219 95H218V96H219ZM233 95H235V94H233ZM239 95H241V94H238L237 96L239 97ZM249 95H250V94H249ZM12 96H13V95H12ZM20 96H19V97H20ZM22 96H23V95H22ZM144 96H146V95H144ZM150 96H151V95H150ZM150 96H149V97H150ZM157 96L159 97V95H157ZM157 96H155V98H157ZM164 96H163V97H164ZM169 96H170V95H169ZM191 96H193V95H191ZM211 96L209 95V97H211ZM229 96H230V95H229ZM229 96H227V98H229ZM253 96H254V94H253ZM9 97H10V96H9ZM9 97H8V99H9ZM110 97H111V96H110ZM117 97H118V96H117ZM163 97H161L162 100L164 99ZM175 97H176V96H175ZM177 97H178V96H177ZM177 97L175 98L176 102L172 100V99H174V98H173V95H172V97H170V98H172V99H170V100H172V101L174 102V104H175V103L177 104ZM181 97H179L178 99H180ZM200 97H201V96H200ZM223 97H224V96H223ZM225 97H226V96H225ZM231 97H232V96H231ZM231 97H230V98H231ZM234 97H235V96H234ZM234 97H233V98H234ZM248 97H249V96H248ZM260 97H262V96H260ZM260 97H258V95H257V98H258V99H259ZM20 98H21V97H20ZM146 98H147V96H146ZM153 98H154V97H153ZM159 98H160V97H159ZM166 98H167V96H166ZM184 98H185V97H183L182 99H184ZM192 98H193V97H192ZM192 98H191V99H192ZM212 98H213V96H212ZM214 98L216 99V96H215ZM219 98H220V97H219ZM227 98H226V99H227ZM230 98H229V99H230ZM236 98H237V97H236ZM242 98H243V97H242ZM246 98H247V96H246ZM246 98L244 97L243 99H246ZM252 98H253V97H252ZM255 98H256V96H255ZM257 98L255 99L256 101H257ZM263 98H264V97H263ZM12 99H13V98H12ZM12 99H10V100H12ZM139 99H142V98H139ZM157 99H158V98H157ZM168 99H169V97H168ZM182 99H180V100H182ZM191 99H190V100H191ZM229 99H227V100H229ZM238 99H239V98H238ZM240 99H241V98H240ZM243 99H242V100H243ZM23 100H24V99H23ZM111 100H112V99H111ZM136 100H137V99H136ZM145 100H146V99H145ZM145 100H144V101H143V100H140V101H141V102L143 101V102L145 103V102H147V100H146V101H145ZM148 100H150V99H148ZM155 100H156V99H155ZM166 100H167V99H166ZM187 100H188V98H187ZM193 100H194V99H193ZM199 100H200V99H199ZM221 100L223 101V99H221ZM221 100H218V101H219V105H221V104H220V101H221ZM234 100H235V99H234ZM246 100H247V99H246ZM248 100H249V103H250V102H251V101H250V98H248ZM251 100H252V99H251ZM259 100H260V99H259ZM259 100H258V101H259ZM261 100H262V99H261ZM8 101H9V100H8ZM14 101H15V100H14ZM20 101H22V98L20 99ZM109 101H110V100H109ZM124 101H125V100H124ZM138 101H139V100H138ZM164 101H165V99L163 100V102H164ZM182 101H183V100H182ZM191 101H192V100H191ZM231 101H232V99H231ZM262 101H263V100H262ZM262 101H260V102H262ZM4 102L6 103V100H4ZM135 102H136V101H135ZM141 102H140L139 104H141ZM143 102H142V103H143ZM152 102H153V101H151V103H152ZM157 102H158V101H157ZM157 102H156V103H157ZM159 102H162V101H159ZM159 102H158V104L160 105ZM163 102H162V103H163ZM167 102H168V101H167ZM167 102H166V105H165V106H167V107L169 108V106L167 105ZM179 102H181V101H179ZM183 102H184V105L181 106V107L184 108V106H185V101H183ZM223 102H224V101H223ZM232 102H235V101H232ZM236 102H238V100H237ZM236 102H235V103H236ZM239 102H240V101H239ZM263 102H264V101H263ZM10 103H11V101L7 103L8 106H10ZM16 103H17V102H16ZM18 103H22V102H19V101H18ZM112 103H113V102L110 103V106L113 105ZM114 103H115V102H114ZM162 103H161V104H162ZM168 103H169V102H168ZM214 103H215V105L213 104V106H215V107L219 106V105L217 104L218 102L216 103V100H215ZM226 103H228V101H227ZM244 103H245V102H244ZM251 103H252V102H251ZM253 103H254L255 109L258 108V104H257L255 101H254ZM14 104H15V102H14ZM22 104H24V103H22ZM111 104H112V105H111ZM153 104H155V103H153ZM164 104H165V103H164ZM170 104H171V102H170ZM182 104H183V103H182ZM182 104L180 103V105H182ZM192 104H193V103H192ZM216 104H217V106H216ZM231 104H232V103H231ZM231 104H230V105H231ZM236 104H237V103H236ZM247 104H248V103H246V104H244V105H247ZM255 104H257V105H255ZM11 105H12V103H11ZM115 105H116V104H114V108H115ZM141 105H142V104H141ZM141 105H140V106H141ZM143 105H144V104H143ZM149 105H150V104H149ZM156 105H157V104H155V106H156ZM228 105H229V104H228ZM230 105H229V106H230ZM232 105H233V104H232ZM240 105H241V104H240ZM251 105H252V104H251ZM261 105H262V104H260L259 106H261ZM263 105H264V103H263ZM263 105H262V106H263ZM130 106H131V105H130ZM130 106H129V107H130ZM133 106H134V105H133ZM145 106H147V105L145 104ZM162 106H163V105H162ZM171 106H172V104L170 105V107H171ZM176 106H177V105H176ZM222 106H223V105H222ZM222 106L220 107L221 109H222ZM233 106H234V105H233ZM237 106H238V105H237ZM237 106H236V107H237ZM242 106H243V104H242ZM254 106H253V107H254ZM262 106H261V107H262ZM119 107H120V106H119ZM174 107H175V106L173 105V109H171V108H172V107H171V108H170L171 111H170V109H169V112L172 113V110H173V112H176V111H175L176 109H174ZM177 107H178V106H177ZM179 107H180V106H179ZM179 107H178V111H177V112H179V111H180V113H181V111H182V112H186V111H184L185 109H180V110H179ZM181 107H180V108H181ZM189 107H190V106H189ZM192 107H193V105H192ZM192 107H191V108H192ZM215 107H214V108H215ZM225 107H227V106H225ZM225 107H223V109H224ZM234 107H235V106H234ZM238 107H239V106H238ZM246 107H247V106H246ZM246 107L244 108V106H243L242 108L246 109ZM248 107H249V105H248ZM251 107H252V106H251ZM4 108H5V107H4ZM24 108H25V107L22 106V107H18L16 110H17L18 112H20V114H22ZM114 108H112V109H114ZM143 108L145 109V107H143ZM168 108H167V109H168ZM175 108H176V107H175ZM231 108H233V107H231ZM231 108H230V109H231ZM239 108H241V107H239ZM263 108H264V107H263ZM263 108H262V109H263ZM110 109H111V107H110ZM115 109H118V108L116 107ZM149 109L152 110V108H149V107H148L147 110H149ZM167 109H166V110H167ZM221 109H220V111H221ZM233 109H234V108H233ZM233 109H232V111H235L236 109L238 110V108H236V109H234V110H233ZM247 109H248V108H247ZM251 109H252V108H251ZM253 109H254V108H253ZM255 109H254V110H255ZM16 110H15V108H14V109L11 110V111H12V113H14ZM138 110H139V109H138ZM151 110H150V111H151ZM191 110H192V109H191ZM195 110H196V109H195ZM195 110H194V111H195ZM207 110H208V109H207ZM215 110H216V109H215ZM218 110H219V109H218ZM228 110H229V108H228ZM239 110H240V109H239ZM8 111H9V110H8ZM8 111H7V112H8ZM112 111H113V110H111V111H109V112H112ZM114 111H116V110H114ZM140 111L142 112V110H140ZM144 111H145V110H144ZM150 111H148V112H150ZM161 111H164V110L162 109ZM211 111H212V110H211ZM222 111H223V110H222ZM224 111H225V110H224ZM224 111H223V112H224ZM229 111H230V110H229ZM229 111H227V112H229ZM232 111H231V112H232ZM257 111H258V110H257ZM261 111H263V110L260 109V111H258V112H260V113H262V114H260V113L258 114V112H257V114L263 116L264 114H263V112H261ZM7 112H6V114H8ZM9 112H10V111H9ZM18 112H17V113H18ZM24 112H25V110H24ZM117 112H118V111H117ZM141 112H140V113H141ZM153 112H154V111H153ZM155 112H156V111H155ZM208 112H209V111H208ZM208 112H207V113H208ZM214 112H215V111H214ZM214 112H213V113H214ZM217 112H218V111H217ZM223 112H222V113H223ZM239 112H240V111H239ZM239 112H238V113H239ZM241 112L243 113V115L245 114V112H243V110H241ZM248 112H249V111H248ZM250 112H251V111H250ZM115 113H116V112H115ZM127 113H128V112H127ZM157 113H158V112H157ZM160 113H161V112H160ZM186 113H188V112H186ZM190 113H191V112H190ZM190 113H188V114H190ZM197 113H198V112H197ZM211 113H212V112H211ZM215 113H216V112H215ZM215 113H214V116L217 114V113H216V114H215ZM222 113H221L220 116H223ZM242 113H241V114H242ZM253 113H254V112H253ZM18 114H19V113H18ZM95 114H96V113H95ZM113 114H114V112H113ZM118 114H119V112H118ZM118 114H117V115H118ZM146 114H148L147 111H146L145 114L143 113V115H146ZM162 114H163V112H162ZM167 114H168V111H167ZM176 114H177V113H176ZM218 114H220V113H218ZM218 114H217V115H218ZM223 114H224V113H223ZM227 114H228V113H227ZM227 114H226V111H225V114H224V115H227ZM254 114H256V112H255ZM257 114H256V115H257ZM11 115H13V114H11ZM152 115H153V114L151 113V115H149V117L152 116ZM156 115H157V114H156ZM158 115H159V113H158ZM168 115H169V114H168ZM172 115H173V114H172ZM174 115H175V114H174ZM178 115H180V114L178 113ZM184 115H185V113H184ZM229 115H230V114H228V116H229ZM237 115H238V114H237ZM239 115H240V113H239ZM239 115H238V116H239ZM243 115H241L243 118H244V117H245V118L247 117V116H243ZM245 115H246V114H245ZM133 116H134V115H133ZM146 116H148V115H146ZM146 116H145V117H146ZM164 116H165V114H164ZM180 116H182V115H180ZM189 116H190V115H189ZM205 116H206V115H205ZM233 116H234V115H231V116H229V117H232V119H235V118L237 117L236 115H235L236 117H233ZM248 116H249V115H248ZM139 117H140V116H139ZM141 117H142V116H141ZM141 117H140V118H141ZM168 117H170V115H169ZM185 117L187 118V116H183V118H185ZM198 117H199V116H198ZM210 117H211V116H210ZM216 117H218V116H216ZM229 117H228V119H227V120H228L227 122H228V123H229L230 121L233 122V120H230ZM121 118H122V117H121ZM127 118H128V117H127ZM127 118H126V119H127ZM140 118H139V119H140ZM153 118H154V117H153ZM156 118H157V117H156ZM163 118H164V117H163ZM174 118H175V117H174ZM188 118H189V117H188ZM191 118H192V117H191ZM213 118H214V117H213ZM218 118H219V117H218ZM218 118H217V120H218ZM221 118H223V117H221ZM221 118H220V119H221ZM224 118H226V117H224ZM245 118H244V119H245ZM252 118H253V121H255L256 118H255V119H254V117H252ZM252 118H251V120H252ZM259 118H262V117L259 116ZM5 119H6V118H5ZM50 119H51V118H50ZM114 119H115V118H113V120H114ZM147 119H148V118H147ZM157 119H158V118H157ZM157 119H156V120H157ZM165 119H166V117H165ZM179 119L181 120V118H179ZM209 119H210V118H209ZM215 119H216V118H214L213 123H214ZM220 119H219L218 121H215V123H216V122H219ZM239 119H241V118H239ZM239 119L236 118L235 121H237V120H239ZM249 119H250V116H249L248 120H247V119L243 120L244 123H245L246 120L249 121ZM262 119H263V118H262ZM51 120H52V119H51ZM115 120H116V119H115ZM119 120H120V119H119ZM134 120H135V119H134ZM141 120H142L143 123L147 124L146 122H144L146 119L144 120V119L142 118ZM143 120H144V121H143ZM150 120H151V119H150ZM150 120H149V121H150ZM153 120H155V119H153ZM183 120H185V119H183ZM189 120H190V119H189ZM225 120H226V119H225ZM251 120H250V124L252 123ZM257 120H258V119H257ZM60 121H61V120H60ZM121 121H122V120H121ZM125 121H126V120H125ZM132 121H133V120H132ZM136 121H137V120H136ZM159 121H160V120H159ZM161 121H162V119H161ZM177 121H178V120H177ZM207 121H208V120H207ZM247 121H246V123H247ZM263 121H264V120H263ZM80 122H81V121H80ZM95 122H96V121H95ZM156 122H157V121H156ZM169 122H170V121H169ZM179 122H181V121H179ZM183 122H185V121H183ZM224 122H225V121H224ZM232 122H231V123H232ZM239 122H242V121L240 120ZM256 122L258 123L259 121H256ZM260 122H261V119H260ZM260 122L258 123V124H259L258 127H261L260 124H261L262 122H261V123H260ZM120 123H121V122H120ZM150 123H151V122H150ZM164 123H165V122H164ZM170 123H171V122H170ZM210 123H211V122H210ZM220 123L222 124V121H220ZM248 123H249V122H248ZM248 123H247V124H248ZM159 124H160V123H159ZM171 124H172V123H171ZM180 124H181V123H180ZM180 124H179V125H180ZM205 124H206V122H205ZM217 124H218V123H217ZM221 124H219L220 127H221ZM253 124H256V123H253ZM263 124H264V123H263ZM56 125H57V124H56ZM117 125H118V124H117ZM157 125H158V124H157ZM173 125H174V124H173ZM176 125H177V124H176ZM179 125H178V126H179ZM182 125H183V124H182ZM223 125H225V124H223ZM223 125H222V126H223ZM228 125H229V124H228ZM228 125H226V126H228ZM251 125H252V124H251ZM261 125H262V124H261ZM62 126H63V125H62ZM70 126H71V125H70ZM113 126H114V125H113ZM158 126H159V125H158ZM178 126H175V127H176V130H177ZM183 126H184V125H183ZM216 126H218V125H216ZM219 126H218V127H219ZM232 126H233V125H232ZM254 126H257V124L254 125ZM120 127H121V126H120ZM122 127H123V126H122ZM165 127H166V126H165ZM205 127H206V126H205ZM209 127H210V126H209ZM220 127H219V128H220ZM245 127H246V126H245ZM249 127H250V130L252 129V130H251V131H252L251 134L258 132V131L254 132V130H256L257 128L253 127V128H254V130H253L252 126H249ZM150 128H151V127H150ZM161 128H162V127H161ZM187 128H188V127H187ZM214 128H215V127H214ZM214 128H213V129H214ZM129 129H130V128H129ZM142 129H143V128H142ZM152 129H153V128H152ZM156 129H157V128H156ZM156 129H155V131H156ZM163 129H164V127H163ZM189 129H192V128L189 127ZM198 129H199V128H198ZM208 129H209V128H208ZM215 129H216V132L218 133L217 127H216ZM220 129H221V128H220ZM224 129H225V128H224V126H223L222 130H224ZM230 129H231V128H230ZM248 129H249V128H248ZM261 129H262V128H261ZM6 130H7V129H6ZM6 130H3V131H6ZM71 130H72V129H71ZM71 130H70V129H69V130L67 129V131H66L67 133H65L64 130H63L62 132H64L66 135L68 134V135H70V136H74V135H76V134L74 133V131H71ZM187 130H188V129H187ZM225 130H226V129H225ZM250 130H248V131L250 132ZM258 130H259V129H258ZM262 130H263V129H262ZM128 131H129V130H128ZM130 131H131V129H130ZM133 131H134V130H133ZM141 131H142V130H141ZM141 131L139 130L140 133H141ZM144 131H145V132H144ZM144 131H143V133H144V135H145V133H146V135H145V136L143 135V136L146 137V136H147V131H148V132H150V131H149V130H144ZM178 131H179V130H178ZM178 131H177V132H178ZM193 131H194V130H193ZM212 131H213V130H212ZM230 131H231V130H230ZM230 131H229V132H230ZM260 131H261V130H260ZM260 131H259V132H260ZM76 132H77V131H76ZM89 132H90V131H89ZM156 132H158V131H156ZM156 132H155V133H156ZM164 132H165V129H164ZM172 132L175 133V130L172 131ZM198 132H199V131H198ZM203 132H204V131H203ZM213 132L215 133V131H213ZM226 132H227V131H226ZM245 132H246V131H245ZM259 132H258V134H259ZM262 132H263V131H261L260 134H262ZM0 133H2V132H0ZM3 133H4V132H3ZM3 133H2V135H1V134H0V135H1V136L5 135V134H3ZM132 133H133V132H132ZM136 133H138V131H137ZM140 133H139V134H140ZM143 133H141V134H143ZM158 133H159V132H158ZM158 133H156V134H158ZM168 133H169V132H168ZM182 133H183V132H182ZM184 133H185V132H184ZM200 133H201V132H200ZM220 133H221V132H220ZM234 133H235V132H234ZM16 134H17V133H16ZM79 134H80V133H79ZM129 134H130V133H129ZM139 134H138V135H139ZM150 134H151V132L148 133V136H150ZM156 134H155V136H156ZM163 134H164V133H163ZM176 134H177V133H175V136H176ZM185 134H186V133H185ZM222 134H224V132H223ZM227 134H228V133H227ZM251 134H250V135H251ZM260 134H259L260 138H259V137H258V138H259V139H262ZM263 134H264V133H263ZM8 135H9V134H8ZM14 135H15V134H14ZM14 135H12V136H14ZM17 135H18V134H17ZM131 135H133V134H131ZM131 135H130V136H131ZM152 135H153V134H151V137H152ZM161 135H162V134H161ZM179 135H180V133H179ZM196 135H197V134H196ZM208 135H209V134H208ZM229 135H230V133H229ZM250 135H247V136L249 137ZM253 135H255V137L253 136V138L256 139V134H253ZM5 136H6V135H5ZM5 136H3V137H5ZM78 136H79V135H78ZM109 136H110V135H109ZM113 136H114V135H113ZM124 136H126V135H124ZM143 136H140V137L143 138ZM153 136H154V135H153ZM163 136H164V135H163ZM165 136H166L165 139H166V141H167L169 138L167 139L168 136H167V135H165ZM171 136H172V135H171ZM218 136L222 137L223 135H218ZM227 136H228V135H227ZM247 136H246V137H247ZM3 137H2V138H3ZM22 137H24V136H23V132L19 133V135L16 136V137L14 138V141H15L17 138H18V142H19L20 140H23V141H24V138L22 139ZM91 137H92V136H91ZM127 137H128V136H127ZM135 137H136V136H135ZM158 137H159V135H158ZM160 137H161V136H160ZM160 137H159V138H160ZM169 137H170V136H169ZM173 137H174V136H173ZM173 137H172V138H173ZM224 137H225V136H224ZM262 137H264V135H263ZM11 138H12V137H11ZM72 138H74V137H72ZM110 138H111V137H110ZM122 138H123V137H122ZM131 138L133 139V138H134V135H133ZM141 138H139V139H141ZM156 138H157V137H156ZM159 138H158V140H159ZM170 138H171V137H170ZM195 138H196V137H195ZM218 138H219V137H218ZM237 138H238V137H237ZM249 138H250V137H249ZM91 139H92V138H91ZM94 139H95V138H94ZM105 139H106V138H105ZM107 139H108V136H107ZM123 139H125V138H123ZM123 139H122V140H123ZM134 139H135V138H134ZM139 139H138V140H139ZM151 139H152V140H151ZM151 139L149 138L148 142H145V141H144V143H147V144H148V143L150 142L151 147L148 145L150 148H149V149L147 148V149H148V150H151V151L153 150L155 153H158V155H157V157H156L157 159L159 158V154H161V156H162L164 153H166V152L169 151V150L166 149L165 145H159V144H160V141H158V142H159V143H158V142H157V139H156V143H155V141H154V143H153L152 141H153V139H155V138L153 137V138H151ZM160 139H164V138H160ZM165 139H164V142H165ZM179 139H180V138H179ZM181 139H182V138H181ZM181 139H180V141H181ZM242 139H243V138H242ZM245 139H246V138H245ZM251 139H252V138H251ZM251 139H250V140H251ZM263 139H264V138H263ZM263 139H262V140H263ZM7 140H8V139H7ZM102 140H103V139H102ZM108 140H109V139H108ZM111 140H112V139H111ZM135 140H136V139H135ZM142 140H143V139H142ZM144 140H145V139H144ZM174 140H175V139H174ZM176 140H177V138H176ZM182 140H183V139H182ZM221 140H222V139H221ZM230 140H231V139H230ZM262 140H261V141H262ZM129 141H130V140H129ZM129 141H127V142H129ZM132 141H133V140H132ZM146 141H147V139H146ZM161 141H162V140H161ZM172 141H173V140H172ZM237 141H238V140H237ZM253 141H254V140H253ZM255 141L257 142V139H256ZM259 141H260V140H259ZM259 141H258V142H259ZM261 141H260V142H261ZM93 142H96V140L93 141ZM93 142H92V143H93ZM109 142H110V141H109ZM139 142H141V141L139 140ZM162 142H163V141H162ZM162 142H161V143H162ZM169 142H171V141H169ZM173 142L175 143V141H173ZM184 142H185V141H184ZM190 142H191V141H190ZM201 142H202V141H201ZM243 142H245V141H243ZM243 142H242V143H243ZM248 142H250V141H248ZM98 143H99V142H98ZM110 143H111V146H112V143H113V142H110ZM142 143H143V142H142ZM157 143H158V144H157ZM165 143H167V142H165ZM174 143H173V144H174ZM177 143H178V141H177ZM177 143H175V144H176L177 146H179L180 144L178 145ZM179 143H180V142H179ZM181 143H182V144H181L182 146L185 145V143H184V144H183V142H181ZM212 143H213V142H212ZM226 143H227V142H226ZM240 143H241V142H240ZM251 143H252V142H251ZM251 143H250V146L252 145ZM261 143H262V142H261ZM263 143H264V142H263ZM105 144H106V142H105ZM115 144H116V143H115ZM147 144H146V145H147ZM163 144H164V143H163ZM243 144L245 145L246 142L243 143ZM254 144L256 145V143H254ZM254 144H253V145H254ZM257 144H258V143H257ZM96 145L98 146V144H96ZM100 145H101V144H100ZM123 145H124V144H123ZM125 145H126V144H125ZM127 145H128V144H127ZM130 145H131V143H130L128 146H130ZM133 145H134V143H133ZM136 145H137V144H136ZM136 145H134V146H136ZM143 145H144V144H143ZM170 145H171V144H170ZM202 145H203V144H202ZM211 145H212V144H211ZM211 145H210V147L213 149V147H214L215 144L212 145L213 147H212ZM221 145H222V144H221ZM224 145H225V144H224ZM253 145H252V146H253ZM255 145H254V147H256ZM262 145H263V144H262ZM262 145L260 144V146L263 148ZM114 146H115V145H114ZM128 146H125V147H128ZM138 146H139V145H138ZM187 146H188V145H187ZM216 146H218V145H216ZM216 146H215V147H216ZM222 146H223V145H222ZM232 146H233V145H232ZM239 146H241V145H239ZM258 146H259V144H258ZM118 147H119V146H118ZM139 147H140V146H139ZM180 147H181V146H180ZM183 147L186 148L185 146H183ZM207 147H209V145H208ZM219 147H220V146H219ZM229 147H231V146H229ZM236 147L238 148V146H236ZM242 147H243V146H242ZM242 147H241V148H242ZM246 147H247V144H246V146H245V148H244L245 150L247 149ZM261 147H260V149H261V153H264V152H262L263 149H262ZM88 148H89V146H88ZM91 148H93V147H91ZM95 148H96V147H95ZM95 148L91 149V151L94 150ZM114 148H117V146L114 147ZM174 148H176V146H174ZM174 148H171V149L174 151V150H175ZM181 148H182V147H181ZM188 148H189V147H188ZM199 148H200V147H199ZM202 148H203V147H202ZM220 148H221V147H220ZM224 148H225V146H224ZM233 148H234V147H233ZM249 148H250V147H249ZM249 148H248V151H249ZM86 149H87V148H86ZM128 149L131 150L130 147H129ZM128 149L126 148V151H127ZM139 149H140V148H139ZM139 149H138V150H139ZM141 149H142V148H141ZM147 149L144 147V150H146V151H144L145 156H153V155H155L154 152H150V153H152V154L154 153L153 155H151V154L148 155L149 152L147 151ZM168 149H170V148H168ZM216 149H218V148H216ZM231 149H232V148H231ZM244 149H243V150H244ZM252 149H253V147H252L250 150H252ZM260 149H259V150H260ZM118 150H119V149H118ZM120 150H121V149H120ZM129 150H128L127 152H122V151H123V149H122V151L119 152V151H116L115 149H113L112 147H110V145H109V146H102V147H99V146H98V148L96 149V151H95V150H94L95 152L93 151V152L95 153L94 156H93V155H91V156L89 155V154L92 153V152H90V153L87 152L86 156L83 155L84 157L87 158V155H89L90 158H91L92 156H93V157L90 159V162L87 161V159H85L84 157H83L84 159L82 158L83 160H85L86 162H88V163H85L82 167H79V168H81L80 170H82V172H83L82 174L84 175V177L81 176L82 174H80L79 172L76 173V171H74V170H73V171H74L76 174L73 173V171H70V172L73 173V175H71V173H70V175H68L69 172H68V174H67V172L64 171L66 165H64V167H63V164H65L66 162L63 163L62 161H61V162H62L63 164H61V162H60L61 166L58 165L59 163H57L58 166L55 165V167L57 166L56 168H57L59 171L56 170V168H53V167H54V164H55V163L53 162L54 164L52 165V166H53L52 169H50V171H48V173H47V170H46V171H43V172H46V174H49V172H51V175H53L52 170L60 172V173H59V174H60L59 176H60V177H63V176H64V177H63V180H64L63 185L59 184V185H61V190L63 189V191H65V193L71 192V195L74 194V193L77 194V195L80 197V199L82 200V202L84 201V202H83L84 204H85V202H86V203H88V204L90 205V200L93 199V197L95 196L94 194H96L95 191L97 190V188L99 187V185L101 184V182L104 180V177H105L106 175H108L107 172H108V170H109V164H111V163H108L107 161H111V159H112V161H113V159L117 157V158H119V159L121 160L120 163H122V164H123V163H126L127 161L131 160V158H133L132 156H134L133 154L129 153ZM133 150H135V149H133ZM224 150H225V149H224ZM234 150H235V149H234ZM243 150L240 151V152H243ZM245 150H244V152H245ZM257 150H258V148H257ZM257 150H254V151L256 152ZM82 151H83V150H82ZM87 151H89V150H87ZM140 151H142V150H140ZM184 151H185V149H184ZM184 151H183V149H182V151H180V153H182V152H184ZM204 151H205V150H204ZM210 151H211V150L207 151V152L210 153V155L208 154L209 157L211 156V153H212V152H210ZM214 151H217V150L214 149ZM218 151H219V150H218ZM220 151H222V150L220 149ZM220 151H219V152H220ZM237 151H238V149H237ZM263 151H264V150H263ZM80 152H81V151H80ZM131 152H132V151H131ZM133 152H134V151H133ZM176 152H177V150H176ZM185 152H186V151H185ZM199 152H200V151H199ZM228 152H229V151H228ZM233 152H234V151H233ZM235 152H236V151H235ZM235 152H234V153H235ZM244 152H243V153H244ZM258 152H259V151H258ZM88 153H89V154H88ZM136 153H137V152H136ZM142 153H143V152H142ZM168 153H170V155L172 156V157L169 158V159L172 160V158H174V159H173L174 162H178V161H179V160H178V159H179L178 156L183 157L182 155H177V156H176V153H175V152H172V153H171V152H168ZM168 153L166 154V156L164 155L166 158L164 157L165 160L163 159V162H166V161H167L166 159H168V157H170V155H169ZM178 153H179V152H178ZM178 153H177V154H178ZM190 153H191V152H190ZM197 153H198V152H197ZM238 153H239V152H238ZM84 154H85V153H84ZM92 154H93V153H92ZM134 154H135V153H134ZM137 154H138V153H137ZM182 154H183V153H182ZM184 154H185V153H184ZM184 154H183V155H184ZM193 154H194V153H193ZM198 154H200V153H198ZM202 154H203V153H202ZM213 154H215L214 156H216V153L213 152ZM217 154H218V153H217ZM222 154H223V153H222ZM224 154H225V153H224ZM224 154H223V155H224ZM235 154H236V156H237V153H235ZM245 154H247V152H246ZM249 154H250V153H249ZM252 154H253V153H252ZM252 154H251V155H252ZM167 155H168V157H167ZM196 155H197V154H196ZM204 155H206V154H204ZM218 155H219V154H218ZM218 155L216 156V158H218L219 160L217 159L216 164H215V165H217V168L220 167V164H222V161H223V159H224V157H223V159H221V157L219 158ZM231 155H232V154H231ZM238 155H239V154H238ZM241 155H243V154H241ZM254 155H255V153H254ZM260 155H264V154H260ZM260 155H259V160H260V158H261ZM78 156H79V155H78ZM80 156H81V155H80ZM143 156H144V155H143ZM161 156H160V158H163V156H162V157H161ZM194 156H195V155H194ZM206 156H207V155H206ZM224 156H225V155H224ZM236 156H235V157H236ZM244 156H246V155H244ZM244 156H243V158H245ZM248 156H250V155H248ZM255 156H256V155H255ZM257 156H258V155H257ZM135 157H136V156H135ZM184 157H185V156H184ZM184 157L181 158L182 161H183V159H186V158H184ZM235 157H234V158H235ZM238 157H239V156H238ZM238 157H237V159H238ZM146 158H147V157H146ZM150 158H151V157H149V159H150ZM152 158H153V157H152ZM154 158H155V157H154ZM154 158H153V159H154ZM176 158H178V159H177L178 161L176 160ZM200 158H201V156H200ZM239 158H240V157H239ZM252 158H254V157H252ZM255 158H256V157H255ZM135 159H140V158H139V156H138V157H136ZM181 159H180V161H181ZM207 159H208V158H207ZM250 159H251V158H250ZM67 160H68V159H67ZM146 160H147V159H146ZM171 160H170V161L168 160V161L171 162ZM175 160H176V161H175ZM188 160H190V159H188ZM195 160H196V159H195ZM210 160H211V161L213 160V161H212L213 164L215 163V162H214L215 158H214V159L210 158ZM225 160L227 161V160H229V159L226 158ZM225 160H224V161H225ZM233 160H236V158L233 159ZM233 160H232V161H233ZM238 160H239V159H238ZM238 160H236V161H238ZM253 160H254V159H253ZM253 160H252V161H253ZM114 161H117V159L114 160ZM114 161H113V162H114ZM131 161H133V159H132ZM149 161H150V160H149ZM151 161H152V160H151ZM158 161L160 162V159H158ZM168 161H167V162H168ZM173 161H172V162H173ZM184 161H185V160H184ZM204 161H207V160H204ZM211 161H208V162H211ZM224 161H223V162H224ZM226 161L224 162L225 164H226ZM248 161H249V164H248ZM248 161L246 160V162H247L248 165L245 164L247 167H248V166L250 165V163H251L250 160H249V158H248ZM255 161H256V162H259V161H257V160H255ZM263 161H264V160H263ZM263 161H261L262 164H264ZM74 162H75V161H74ZM83 162H84V161H82V163H83ZM118 162H119V161H118ZM129 162H130V161H129ZM137 162H138V161H137ZM137 162H136V163H137ZM140 162H141V161H140ZM146 162L148 163V161H146ZM161 162H162V159H161ZM161 162H160V163H161ZM167 162H166V163H167ZM172 162H171V163H172ZM186 162H187V161H186ZM189 162H191V161H189ZM200 162H201V161H199V163H200ZM208 162H206V163H208ZM130 163H131V162H130ZM134 163H135V162H134ZM134 163H133V164H134ZM143 163H145V161H144ZM153 163H154V162H153ZM160 163H158V162L156 163V164L158 165V167H159V165H162V164H160ZM166 163H165V164H166ZM171 163H169V164H171ZM178 163L181 164V162H178ZM184 163H185V162H184ZM195 163H196V162H194V165H193V166H197ZM206 163H205L204 165L202 164L203 166H202V165H201V166L198 165V167L201 169V167L204 168L205 165L212 164V163H208V164H206ZM227 163L229 164V162H227ZM233 163L235 164V161H233ZM236 163H237V162H236ZM254 163H255V162H252L251 164H254ZM77 164L79 165V163H77ZM114 164H115V162H114ZM128 164H129V163L127 162L126 165L128 166ZM175 164H177V163H175ZM189 164H190V163H189ZM225 164H224V165H225ZM230 164H232V163H230ZM234 164H233V165H234ZM242 164H243V163H242ZM257 164L259 165V167L262 166V165H260V163H257ZM75 165H76V164H75ZM116 165H117V164H116ZM126 165H125V167H126ZM163 165H164V163H163ZM163 165H162V166H163ZM173 165H174V164L172 163V166H173ZM185 165H186V163H185ZM215 165H214V166H215ZM79 166H80V165H79ZM114 166H115V165H114ZM136 166H140V164H138V165H136ZM149 166H150V164L148 165V167H149ZM162 166H161V167H162ZM170 166H171V165H170ZM172 166H171V167L166 166V167H167V168L169 167V169L171 170ZM175 166H176V165H175ZM177 166H180V165H177ZM177 166H176V167H177ZM191 166H192V163L190 164V167H191ZM193 166H192V168H194ZM209 166H210V165H209ZM209 166H208V167H209ZM212 166H213V165H212ZM212 166H211V167H212ZM221 166H223V165H221ZM226 166H227V165H226ZM231 166H232V165H230V168H231ZM70 167H71V166H70ZM118 167H120V165H119ZM121 167H122V165H121ZM140 167L142 168V165H141ZM140 167H139V168H140ZM143 167L145 168L144 164H143ZM152 167H153V164H152ZM158 167H156V168H158ZM163 167H164V166H163ZM185 167H186V166H182V168H180V167H179V168H180L181 170L184 168L183 170L185 171ZM187 167H188V166H187ZM190 167H189V168H190ZM198 167H196V169H198ZM240 167H241V166H240ZM243 167H244V165H243ZM253 167H254V165H253ZM255 167L257 168L258 166H255ZM259 167H258V168H259ZM263 167H264V166H263ZM77 168H78V167H76L75 170H78ZM115 168H117V167L115 166ZM115 168H114V169H115ZM137 168H138V167H137ZM141 168H140V169H141ZM173 168H174V167H173ZM189 168H186V169H187V170H191V169H192V168H190V169H189ZM203 168L200 170V172L203 170ZM205 168H206V167H205ZM205 168H204V169H205ZM217 168H216V169H217ZM221 168L224 169V170H225V168L227 169V167H225V168H224V167H221ZM233 168H234V167H233ZM235 168H236V167H235ZM237 168H238V166H237ZM237 168H236V170H237ZM46 169H47V168H46ZM48 169H49V168H48ZM151 169H152V168H151ZM153 169H154V167H153ZM180 169H176V170L178 171V170H180ZM242 169H243V168L241 167V169H239V170L242 171ZM249 169H251V167H250ZM253 169H254V168H252V171H249V172H250V173H251V172H252V173L255 172V171H253ZM259 169H260V168H259ZM259 169H258V170H259ZM262 169H263V168H262ZM65 170H66V169H65ZM111 170H113V169L111 168L110 171H111ZM141 170H142V169H141ZM148 170H149V169H148ZM154 170H156V169H154ZM162 170H163V169H162ZM165 170H166V169H165ZM165 170H164V171H165ZM176 170H175L174 172H175V175L178 176V174H179L178 172H179V171L177 172V173H178V174H177V173H176ZM187 170H186V171H187ZM205 170H206V172H208V174H209V173L212 174V172H213V173L215 172V168H214V167H212L211 169L209 168V170H208V168H206ZM205 170H203V172H204ZM217 170H218V169H217ZM229 170H230V169H229ZM233 170H234V169L231 170L232 173H233ZM236 170H234V171H236ZM256 170H257V169H256ZM66 171H67V170H66ZM133 171H134V170H133ZM139 171H140V170H139ZM151 171H152V170H151ZM151 171L149 170V173H150ZM156 171H157V170H156ZM156 171H155V173H156ZM158 171L161 172V170H158ZM220 171H221V170H220ZM241 171H240V172H241ZM245 171H246V170H245ZM262 171H263V170H262ZM38 172H39V171H38ZM147 172H148V171H147ZM168 172H169V171H168ZM180 172H181V171H180ZM195 172H196V171H195ZM203 172H201V173H203ZM206 172H205V173H206ZM222 172H223V170H222L219 174H222V175H223V173H224V175H223L224 178H227V174H225L226 170H225L223 173H222ZM228 172H229V171H228ZM236 172H237V171H236ZM238 172H239V171H238ZM108 173H109V172H108ZM114 173H115V172H114ZM149 173H148V174H149ZM155 173L153 172V174H155ZM161 173H162V172H161ZM185 173H186V172H185ZM189 173H190V172H189ZM191 173H192V172H191ZM201 173H200V174H201ZM205 173H204V175L207 174V173H206V174H205ZM217 173H218V172H215V173H214L215 176L217 175ZM232 173H231V177H232ZM234 173H235V172H234ZM255 173H260V172H255ZM44 174H45V173L42 174V172H41V176L44 175ZM74 174H75V175H74ZM119 174H120V173H119ZM162 174H163V173H162ZM186 174H188V173H186ZM193 174H194V173H193ZM200 174H199V175H200ZM214 174L210 175L211 177H210V176H208V177L213 178L212 176H213ZM228 174H229V177H228V178H230V173H228ZM238 174H242V173H238ZM246 174H247V173H246ZM246 174H245V178H246ZM51 175H50V177H51V179H52L53 176H51ZM54 175H55V174H54ZM56 175H57V174H56ZM56 175H55V176H56ZM111 175H112V174H111ZM144 175H145V174H144ZM149 175H150V174H149ZM149 175H148V176H149ZM157 175H158V174H157ZM184 175H185V174H184ZM184 175H183V177H184ZM195 175H196V174H195ZM202 175H203V174H202ZM204 175H203V177H204ZM225 175H226V177H225ZM236 175H237V173H236ZM256 175H259V177L262 176V174H261V176H260V174H256ZM256 175H255V177H256ZM15 176H16L15 168H14V167L12 168V167H10L7 163H5V165H3L2 168H0V177H1V179H0V188H1V187H4V186H7V185L11 182V179H12V178H15ZM47 176H48V175H47ZM57 176H58V175H57ZM165 176H166V175H165ZM173 176H174V175H173ZM180 176H182V175H180ZM188 176H191V175H188ZM218 176H219V177H218ZM218 176H216V178L218 177V181L220 180L219 182H221L222 180L219 179V178H220V175H218ZM223 176H222V179H224ZM237 176H238V175H237ZM237 176H236V177H237ZM252 176H253V175H252ZM45 177H46V176H45ZM48 177H49V176H48ZM106 177H109V175L106 176ZM106 177H105V178H106ZM115 177H117V176H115ZM152 177H154V176H152ZM152 177H151V179H152ZM163 177H164V176H163ZM168 177H170V176H168ZM168 177H166V178H168ZM185 177H187V176H185ZM185 177H184L185 182H188V181H191V180H192V178L190 179V178L188 177V181H187V180L185 179ZM191 177H193V176H191ZM200 177H202V176H200ZM200 177L198 176L199 179H200ZM203 177H202V178H203ZM206 177H207V175H206ZM208 177H207V178H208ZM239 177H240V175H239ZM239 177H238V179H239ZM250 177H251V176H250ZM262 177H263V176H262ZM23 178H25V177H23ZM23 178H22V179H23ZM43 178H44V176L42 177V179L40 178V180H43ZM46 178H47V177H46ZM46 178H45V180H46ZM54 178H55V177H54ZM113 178H114V177H113ZM154 178H155V177H154ZM156 178H157V177H156ZM156 178H155V179H156ZM160 178L163 179V178H162V175L160 176ZM175 178H176V177H175ZM181 178H182V177H181ZM193 178H194V177H193ZM198 178H194L192 181H194L195 179H198ZM204 178H205V177H204ZM234 178H235V177H234ZM245 178H243V179H245ZM253 178H254V177H253ZM253 178H252V179H253ZM263 178H264V177H263ZM22 179H20V180L22 181ZM56 179H57V178L52 179V180L55 181ZM60 179H62V178H60ZM155 179H153L152 181H154ZM179 179H180V178H179ZM199 179H198V180H199ZM232 179H233V178H232ZM243 179H242V180H243ZM246 179H248V178H246ZM246 179H245V180H246ZM250 179H251V178H250ZM250 179H249V182H250ZM14 180H15V179H14ZM47 180H48V179H47ZM57 180H58V179H57ZM63 180H61V181H63ZM105 180H107V178H106ZM114 180H115V178H114ZM165 180H167V179L164 178V180H162V181H165ZM174 180H175V179H174ZM180 180H182V179H180ZM205 180H207V179H205ZM208 180H209V179H208ZM208 180H207L206 182H208ZM213 180H214V179H212V181H213ZM216 180H217V179H216ZM226 180H227V179H226ZM236 180H237V179H236ZM239 180H240V179H239ZM257 180H258V178H257ZM262 180H263V179L261 178L259 181L261 182ZM54 181H53V182H54ZM158 181L161 182L160 179H158ZM158 181H157V182L154 181L155 184H156V183H159ZM172 181H173V180H172ZM192 181H191V182H192ZM218 181H216V183H217ZM223 181H224V180H223ZM223 181H222V182H223ZM230 181L232 182L233 180H230ZM252 181H253V180H252ZM41 182H42V181H41ZM41 182H39V183H41ZM43 182H44V181H43ZM55 182H56V181H55ZM149 182H150V180H149ZM165 182H167V181H165ZM173 182H175V181H173ZM178 182H179V181H178ZM182 182H183V181H182ZM196 182H197V181H196ZM203 182H205V181H203V180L201 181V180H200L199 184L196 183L198 188L195 187V185L193 184L194 187H195V188H194V187H193V188H194V189L197 188V189L199 190V194H200V189L204 187V183H203ZM206 182H205V183H206ZM222 182H221V185H222ZM225 182H227V181H225ZM228 182H229V181H228ZM239 182H240V181H239ZM242 182H243V181H242ZM242 182H241V183H242ZM262 182H263V181H262ZM45 183H47L46 186H48V181H45ZM50 183H52V181L49 182V185H50ZM56 183L58 184V183H59V180H58ZM163 183H164V182H162V184H163ZM208 183H209V182H208ZM210 183H211V180H210ZM216 183L213 181V184H216ZM229 183H230V182H229ZM229 183H228V185H229ZM241 183H240V187H241ZM29 184H30V183H28V185H29ZM42 184H43V183H42ZM53 184H54V183H53ZM53 184L51 185V187L53 186ZM119 184H120V183H119ZM159 184H160V183H159ZM159 184H156V186H158V188H159ZM164 184H167V183H164ZM169 184H170V183H169ZM169 184H167V185L169 186ZM181 184H182V183H181ZM187 184H189V183H187ZM201 184H202L203 187L201 186ZM211 184H212V183H211ZM217 184L219 185V183H217ZM224 184L227 185V183H223V185H224ZM247 184H248V183H246V187H248ZM254 184H255V183H254ZM40 185H41V184H40ZM55 185H56V184H55ZM147 185H148V184H147ZM153 185H154V184H153ZM160 185H161V184H160ZM178 185H179V184H178ZM182 185H183L182 187H179L180 185L177 186L175 190H174V187H173V189H170V188H172V186H171V187H168V186H165V185H164V186H165V187H168L172 192H173V190H174V192H173L174 195H172V196H173V200L175 199V200H174L175 202L178 201L177 199L180 200L179 202H181V206H182V208H183V209H181V207H180V209L183 210V212L185 213V206H186L185 204H187L185 201H189V200H188L189 195H186V194H185V193L188 194V192H185V189H186V188H185V183L182 184ZM190 185H191V184H190ZM193 185H192V186H193ZM221 185H219V187H221ZM230 185H231V183H230ZM237 185L239 186V183H237ZM244 185H245V184H244ZM249 185H250V184H249ZM38 186H39V184L37 185V187H38ZM57 186H58V185H57ZM154 186H155V185H154ZM186 186H187V185H186ZM207 186H208V185H206L205 187L207 188ZM212 186H213V188H214V185H212ZM238 186H237V187H238ZM39 187H40V188H39ZM39 187H38L37 189H38V190H41L42 185L39 186ZM51 187H50V188H51ZM100 187H101V186H100ZM160 187L162 188L163 186H160ZM188 187H191V186L188 185ZM209 187H210V189H211V185H210ZM216 187H217V186H215V188H216ZM225 187H226V186H225ZM231 187H232V186H231ZM242 187H243V185H242ZM18 188H19V187H18ZM44 188H46V187H44ZM47 188H49V186H48ZM50 188H49V190H51ZM213 188H212V189H213ZM215 188H214V189H215ZM238 188H239V187H238ZM243 188H245V186H244ZM243 188H242V189H243ZM248 188L250 189L251 186L248 187ZM53 189H54V188H53ZM53 189H52V190H53ZM55 189H57L56 186H55ZM59 189H60V188H59ZM144 189H145V188H144ZM162 189H164V190H162L163 192L166 191L165 188H162ZM194 189H193V190H194ZM216 189H217V188H216ZM221 189H222V188H221ZM240 189H241V188H240ZM249 189H247V190H249ZM34 190H36V189H34ZM38 190H36L37 192H35V193H38V195H33V196H32L33 193H32V194L30 193L31 196H32V198H33V202H34V204H33L30 200H28V199H30V197H29L28 199H26V198L24 197V201L21 202V205H26V204H28V201L31 202L32 205H31V204L29 205V206H31L30 208H28V209L26 208V210H25V209L23 208V206H21V207L23 208V209H22V208L20 207V204H19V203H15V202H13V201H10V202L8 203V205H6V207L3 208L4 210H2V211H7V212L10 211L9 214L16 216V218L18 219L17 221H18L19 223L17 224V226H16V224H15V226H16V230H15V232H16V233L10 231V228H9L10 226H9V227H3V228L0 229V244H1V245H6L7 249H8V246H9V247L11 246V247H14V248H17V247H18V249L20 250V251H19L20 253L18 252V253L20 254L19 257L21 258V261H22L21 264H119L118 261H117V260H119V258H118V256L116 257V255H117L118 253H117V254L115 253V248H116L115 245H116V244H114V243L112 242V239L109 238V239H110V240H109L108 238H106V239H108V240H106V239L104 238L106 241L104 240V241H105V242H104V241L102 240V241H103L102 244H101V241H99V242H100V243H99L100 245H99L98 243L95 242L93 236H95L96 234L93 235L92 232H95V233H96L97 230H99L97 227H95L96 225H95L94 227L89 226V225H87L89 222H88V223H85V221H83L85 224H81V223H78V222H79L78 220H77L78 222H76V220H75L76 223L74 222V224H71V223H68V222H62V221H61V222H60V221L58 222L57 219H55V218H59V217H61V215H62V210H64V208H63V206H62V205L64 204V202H63V204L61 205L62 208H63V209H62V208H59L60 204H59V206L57 205V203H59V202H57L58 200L56 201L57 196L61 197L60 195L65 194L64 192L61 191L62 193H60V190H58L59 193H57V192H55V191H57V190H55V191H53V192H55V193H57V194H55V193H53V194H49L52 190L47 192V191H45V190H46V189H45V190H43V191H41V192L39 191L40 193L38 192ZM47 190H48V189H47ZM98 190H99V189H98ZM154 190H155V192H156L157 188H154ZM154 190H153V191H154ZM160 190H161V189H159V191L157 190V192H158L157 194H159ZM170 190H169V191H170ZM217 190H219V189H217ZM222 190L225 191V189H222ZM229 190H230V189H229ZM231 190H232V189H231ZM235 190H237V188H236ZM254 190H255V189H254ZM254 190H253V191H254ZM67 191H68V192H67ZM162 191H161V192H162ZM169 191H168V192H169ZM203 191H204V190H203ZM203 191H201V192L203 193ZM213 191H215V190H212V191L210 192V190H209V188H208V190L205 191V192H207V195H205V194H201V195L208 196V192H210L211 195H212V194L214 195V193L217 192V191H215V192L213 193ZM220 191H221V190H220ZM220 191H219V192H220ZM244 191H246V190H244ZM23 192H24V191H23ZM31 192H34V191L31 190ZM161 192H160V193H161ZM166 192H167V191H166ZM168 192H167V193H168ZM196 192H197V191H194L193 193L197 194ZM228 192H229V191H226V192H225V195H226V193L229 194ZM233 192H235V191H233ZM246 192H247V191H246ZM193 193H191V194H193ZM210 193H209V194H210ZM221 193H222V191H221ZM242 193H243V192H242ZM261 193H262V192H261ZM26 194H27V193H26ZM28 194H29V193H28ZM28 194L25 195V196L27 197ZM30 194H29V195H30ZM163 194H165V193H163ZM163 194H162V195H163ZM217 194H219V193L217 192ZM223 194H224V192H223ZM230 194H231V193H230ZM66 195H68V194H66ZM155 195H156V194H155ZM162 195H161V196H162ZM166 195H167V194H166ZM185 195H186V196H185ZM193 195H194V194H193ZM193 195H192V196H193ZM197 195H198V194H197ZM197 195H196V196H197ZM34 196H35V197L37 196V197L35 198ZM68 196L70 197V195H68ZM78 196H77V197H78ZM159 196H160V195H159ZM169 196H170V193H169ZM187 196H188V198H187ZM192 196L190 195V201H189V203H188L191 207H193V204L196 202V201L193 200V201H194L193 204H190V203H191V200H192V198H191ZM196 196H195V197H196ZM198 196H199V195H198ZM221 196H222V195H221ZM221 196H220V197H221ZM226 196H227V195H226ZM226 196H225V197H226ZM233 196H234V195H233ZM55 197H56V198H55ZM74 197L76 198V195H75ZM164 197L167 199L166 196H164ZM185 197L187 198V200H185ZM195 197H194V199L197 200L198 198H197V197L195 198ZM201 197H202V196H201ZM201 197H199V198H201ZM216 197H217V196H216ZM234 197H235V196H234ZM234 197H233V198H234ZM242 197H243V196H242ZM34 198H35V199H34ZM62 198H63V197H62ZM65 198H66V196H65ZM71 198H72V196H71ZM97 198H98V197H97ZM168 198H169V197H168ZM203 198H204V197H203ZM206 198H207V197H206ZM210 198H211V197H210ZM210 198H209V199H210ZM212 198H213V197H212ZM214 198H215V197H214ZM214 198H213V199H214ZM218 198H219V197H218ZM221 198H223V196H222ZM227 198H228V196H227ZM227 198H226V200H227ZM230 198H232L231 195H230ZM230 198H228V199H230ZM233 198H232V199H233ZM60 199H61V198H60ZM69 199H70V198H69ZM73 199H74V198H73ZM78 199H79V198H78ZM161 199H162V198H161ZM209 199H208V200H209ZM219 199H220V198H219ZM219 199L217 200V204H220V203H218V201L221 202V200H223V199H220V200H219ZM11 200H12V199H11ZM13 200H14V199H13ZM61 200H62V199H61ZM63 200H64V198H63ZM67 200H68V198H67ZM67 200H66V203H68ZM74 200H75V199H74ZM76 200H77V199H76ZM94 200H95V197H94L93 201H94ZM97 200H98V199H97ZM143 200H144V199H143ZM143 200H142V202H143ZM171 200H172V199H171ZM173 200H172V202L174 203ZM199 200H201V199H199ZM203 200L206 201L207 199H206V200L203 199ZM208 200H207V201H208ZM226 200H225V204L228 206L229 204L226 203ZM230 200H231V199H230ZM59 201H60V200H59ZM71 201H72V200H71ZM95 201H96V200H95ZM146 201H147V200H146ZM207 201H206V202H207ZM211 201H213V200L211 199L210 202H211ZM231 201H232V200H231ZM61 202H62V201H61ZM82 202H81V203H82ZM100 202H101V203H104V202H102L101 200L99 201V203H100ZM162 202H163V200H162ZM167 202H168V201H167ZM167 202H166V204H167ZM199 202H200V201H199ZM199 202H198V204H199ZM206 202H204V203H206ZM223 202H224V200H223ZM79 203H80V202H79ZM81 203H80V204H81ZM93 203H94V202H93ZM96 203H97V201L95 202V204H96ZM150 203H151V202H150ZM152 203H153V202H152ZM170 203H171V201H170ZM201 203H203L202 200H201V202H200V204H199V205L202 207ZM204 203H203V205H204ZM229 203H230V202H229ZM238 203H239V202H238ZM69 204H70V202H69ZM72 204H75V203H72ZM91 204H92V203H91ZM142 204H143V203H142ZM144 204H145V203H144ZM144 204H143V205H144ZM146 204H148V203H146ZM153 204H154V203H153ZM156 204H157V203H156ZM168 204H169V203H168ZM178 204H179V203H178ZM188 204H187V206H188ZM195 204H197V203H195ZM195 204H194V207L196 206ZM207 204H208V203H207ZM207 204L205 205L206 207L212 205L213 203H211V204L209 203L208 206H207ZM214 204H215V203H214ZM225 204H224V206H225ZM235 204H236V203H235ZM65 205L67 206V204H64V206H65ZM139 205L141 206V204H139ZM143 205H142V206H143ZM158 205H159V204H158ZM163 205H164V204H163ZM172 205H174V204H172ZM175 205H176V203H175ZM179 205H180V204H179ZM220 205H222V203H221ZM256 205H257V204H256ZM27 206H28V205H27ZM61 206H60V207H61ZM75 206L77 207V209H79L77 204H75ZM81 206H82V207H85V206H87V205H83V204H82ZM81 206H80V207H81ZM95 206H96V205H95ZM142 206L139 207V208H140L139 210H141ZM146 206H147V205H146ZM153 206H154V205H153ZM169 206H171V205L169 204ZM187 206H186V207H187ZM197 206H198V205H197ZM212 206H214V205H212ZM217 206H218V205H217ZM224 206H223V207H224ZM24 207H25V206H24ZM69 207H70V206H69ZM72 207H73V206H72ZM82 207H81V208H82ZM92 207L94 208L93 205H92L90 208H92ZM101 207H102V206H101ZM151 207H152V206H151ZM157 207H158V206H157ZM167 207H168V206H167ZM177 207H178V205L176 206V208H177ZM188 207H189V206H188ZM194 207H193V208H194ZM203 207H204V206H203ZM210 207H211V206H210ZM215 207H216V206H215ZM219 207H221V206H219ZM232 207H233V206H232ZM234 207H235V206H234ZM17 208H21V210H16ZM73 208H74V207H73ZM73 208H72V209H73ZM86 208H87V207H86ZM147 208H148V209L144 208V209L147 211V212L145 211L146 213H148V210H150V209H149V206H148ZM153 208H154V207H153ZM163 208H164V206H163ZM170 208L172 209L173 207L171 206ZM189 208H190V207H189ZM189 208H186V209H189ZM208 208H209V207H208ZM208 208H206V210H205L204 212H206ZM221 208H222V207H221ZM226 208H227V207H226ZM226 208H225V209H226ZM82 209H83V208H82ZM117 209H118V208H117ZM144 209H143V210H144ZM166 209H167V208H166ZM178 209H179V208H178ZM194 209H195V208H194ZM200 209H202V208H199V210H200ZM203 209H205V207H204ZM209 209H212V208H209ZM209 209H208V210H209ZM222 209H224V208H222ZM225 209H224V210H225ZM232 209H233V208H232ZM79 210L81 211V209H79ZM83 210H84V209H83ZM92 210H93V209H91V213H92ZM95 210H96V209H95ZM95 210H94V211H95ZM143 210H142V211H143ZM157 210H158V209H157ZM176 210H177V209H176ZM191 210H192V209H191ZM191 210H189V211H191ZM212 210H214V209H212ZM218 210H219V209H218ZM230 210H231V209H230ZM237 210H238V209H237ZM66 211H67V210H66ZM87 211L89 212L90 210H87ZM150 211H152V210H150ZM174 211H175V210H174ZM178 211H179V210H177L176 212H178ZM189 211H188V212H189ZM194 211H195V210H194ZM194 211H193V213H194ZM209 211H210V210H209ZM209 211H208V212H209ZM219 211H220V210H219ZM7 212H6V213H7ZM67 212H68V211H67ZM99 212H100V210H99ZM167 212H168V211H167ZM170 212H171V211H170ZM188 212H187V210H186V213H188ZM191 212H192V211H191ZM191 212H189V213H191ZM200 212H201V211H200ZM200 212H199V213H200ZM225 212H227V211H225ZM229 212H230V211H229ZM1 213H2V212H1ZM6 213H5V214H6ZM65 213H66V212H65ZM73 213H75V211H74ZM79 213H81V212H79ZM138 213H139V212H138ZM138 213H137V214H138ZM155 213H156V212H155ZM157 213H158V212H157ZM172 213H173V211H172ZM184 213H183L182 215H184ZM189 213H188V214H189ZM196 213H197V212H195V214H196ZM214 213H215V212H214ZM227 213H228V212H227ZM2 214H3V216H7V215H5L4 213H2ZM63 214H64V213H63ZM89 214H90V213H89ZM144 214H145V213H144ZM159 214H160V213H159ZM178 214H179V212H178V213H175V215H174V213H173V214L170 213L169 215H173V216H175L176 219H174V220L179 221V218H177V217H178ZM191 214H192V213H191ZM201 214H203V213H201ZM206 214H207V213H206ZM208 214H209V213H208ZM216 214H218V212H217ZM229 214H231V213H229ZM262 214H263V213H262ZM152 215H154V214H152ZM180 215H181V214H180ZM204 215H205V214H204ZM214 215H215V214H214ZM87 216H88V215H87ZM90 216H91V215H90ZM90 216H89V217H90ZM94 216H95V215H94ZM138 216H139V215H138ZM140 216H142V215H140ZM147 216H148V215H147ZM147 216H146V217H147ZM158 216H159V215H158ZM158 216H157V217H158ZM160 216H161V215H160ZM166 216H167V214H166ZM176 216H177V217H176ZM184 216H185V215H184ZM200 216H201V215H200ZM206 216L208 217L209 215H206ZM206 216H204V217H206ZM212 216H213V214H212ZM227 216H229V215H227ZM260 216H261V215H260ZM62 217H65V216H62ZM135 217H136V215H135ZM155 217H156V215H155ZM181 217H183V216H181ZM181 217H180V219H182ZM189 217H190V216H189ZM189 217H188V218H189ZM195 217H196V216H195ZM197 217H199V215H198ZM202 217H203V215H202ZM207 217H206V221H207V219H208ZM213 217H214V216H213ZM215 217L217 218V216H215ZM229 217H230V216H229ZM53 218H54L55 220H54ZM94 218H95V217H94ZM136 218H137V217H136ZM136 218H135V220H136ZM152 218H153V217H152ZM164 218H165V215H164ZM232 218H233V217H232ZM259 218H260V217H259ZM51 219L54 220V221H52ZM63 219H64V218H63ZM68 219H69V218H68ZM78 219H79V218H78ZM138 219H139V218H138ZM146 219H147V221L149 220L148 217H147ZM154 219H155V218H154ZM167 219H169V217H168ZM185 219L187 220V217H186ZM192 219H193V218H192ZM197 219H198V218H197ZM203 219H204V218H203ZM217 219H218V218H217ZM64 220H65V219H64ZM141 220H142V219H141ZM141 220H140V221H141ZM144 220H145V217H144L143 221H144ZM170 220H171V217H170ZM182 220H183V219H182ZM186 220H184L185 223H186ZM193 220H194V219H193ZM214 220H215V219H214ZM225 220H226V219H225ZM230 220H231V219H230ZM238 220H239V219H238ZM44 221H47V222L44 223ZM149 221H150V220H149ZM188 221H189V220H188ZM198 221H199V219H198ZM206 221H205V222H206ZM218 221H219V219H218ZM218 221H217L216 224H218ZM241 221H242V220H241ZM15 222H16V221H15ZM81 222H82V221H81ZM106 222H107V221H106ZM136 222H137V221H136ZM141 222H142V221H141ZM182 222H183V221H182ZM184 222H183V223H184ZM210 222H211V219H210ZM215 222H216V220H215ZM215 222H213V221L211 222L213 226H214L213 223H215ZM230 222H231V221H230ZM261 222H262V221H261ZM8 223H9V222H8ZM103 223H104V222H103ZM146 223H148V222H146ZM175 223H176V222H175ZM187 223L189 224V222H187ZM192 223H193V222H192ZM246 223H247V222H246ZM89 224H90V223H89ZM91 224H92V222H91ZM99 224H100V223H99ZM99 224H97V225H99ZM142 224H144V223H142ZM173 224H174V223H173ZM176 224H177V223H176ZM202 224L205 225V226H207L208 222H207V224H205V223H203V221H202ZM221 224H223V223H221ZM231 224H232V222H231ZM250 224H251V223H250ZM250 224H248V225H250ZM145 225H146V224H145ZM147 225H148V224H147ZM149 225H150V223H149ZM149 225H148V226H149ZM191 225H192V224H191ZM191 225H190V227H191ZM193 225H194V227H195V223H194ZM193 225H192V226H193ZM203 225L201 226V225L198 224V226H200V227H204ZM218 225H220V222H219ZM218 225H216V226L218 227ZM224 225L226 226V225H227V222H226V224H224ZM224 225H223V227L226 228L227 226L225 227ZM233 225H234V224H233ZM236 225L239 226L238 224H236ZM99 226H100V225H99ZM101 226H102V225H101ZM101 226H100L99 228H102ZM184 226H185V224H184ZM187 226H188V225H187ZM196 226H197V223H196ZM208 226H209V225H208ZM208 226H207V228H208ZM213 226H212V227H213ZM250 226H251V225H250ZM253 226H254V225H253ZM138 227H139V226H138ZM181 227H182V226H181ZM200 227H196V228L199 229ZM212 227H209L208 229H210V231H211V230H212V229H211ZM220 227H222V226H220ZM229 227H230V226H229ZM146 228H147V227H146ZM146 228H145V229H146ZM188 228H189V227H188ZM207 228H204V229H207ZM214 228H216V227L214 226ZM236 228H237V227H236ZM13 229H14V228H13ZM200 229H201V228H200ZM216 229H217L218 232H219V229H221V230L223 231L222 228H216ZM227 229L230 230V228H227ZM227 229H225V230H226L227 238H228V235H229L228 231H229V230L227 231ZM231 229H233V228H231ZM242 229H244V228H242ZM242 229H241V232L245 231V230L242 231ZM201 230L204 231L203 228H202ZM213 230H214V229H213ZM225 230H224V232H225ZM239 230H240V229H239ZM239 230L237 229V231H239ZM247 230H248V229H247ZM74 231H75V233H73V234H72V233H71V234H70V233H67V232H74ZM105 231H107V230H105ZM202 231H200V232H202ZM210 231H208V233H210ZM222 231H221V232H222ZM232 231H233V230H231L230 233H232ZM251 231H252V230H251ZM196 232H197V234L200 233V232L197 231V230H196ZM204 232H205V231H204ZM211 232H212V231H211ZM218 232H216V231H215V233L212 232V235L215 234V235L217 236V235H219V234H216V233H218ZM235 232H236V231H235ZM245 232H248V231H245ZM98 233H99V232H98ZM98 233H97V234H98ZM102 233H103V232H102ZM205 233H206V232H205ZM213 233H214V234H213ZM222 233H223V232H222ZM222 233H220L221 236H223ZM226 233H223V234H226ZM248 233H249V232H248ZM100 234H101V233H100ZM201 234H203V233H201ZM239 234H240V233H239ZM98 235H99V234H98ZM105 235H106V234H105ZM210 235H211V234H210ZM235 235H236V234H235ZM237 235H238V234H237ZM247 235H248V234H247ZM216 236H215V237H216ZM219 236H220V235H219ZM219 236H218V237H219ZM230 236H231V235H229V237H230ZM238 236H239V235H238ZM245 236H246V235H245ZM103 237H105V236L102 235V238H103ZM208 237H210V238H206L207 240L211 239L213 236H208ZM218 237H216V238H218ZM199 238H200V237H199ZM219 238H221V237H219ZM224 238H225V237H223V239H224ZM227 238H225V239H227ZM235 238L237 239L236 236H235ZM235 238H233V239H235ZM238 238H239V237H238ZM247 238H248V237H247ZM95 239L98 240V238H96V237H95ZM113 239H114V238H113ZM162 239H163V238H162ZM221 239H222V238H221ZM225 239H224V240H225ZM236 239H235V240H236ZM239 239H240V238H239ZM248 239H249V238H248ZM248 239H247V240H248ZM99 240H101V239H99ZM207 240H206L205 242L208 243L209 241H207ZM159 241H161V238H160ZM200 241H201V239H200ZM213 241H214V240H213ZM213 241H212V242H213ZM220 241H221V240H220ZM220 241H219V242H220ZM163 242H164V239H163ZM170 242H173V241H170ZM217 242H218V241H217ZM236 242H237V241H236ZM236 242H233V243L236 244ZM5 243H6V244H5ZM180 243H181V242H180ZM223 243H224V242H223ZM223 243H222V244H223ZM227 243H228V241H227ZM243 243H245V242H243ZM113 244H114V245H113ZM160 244H161V242H160ZM168 244H169V243H168ZM174 244H176V243H174ZM174 244H171L170 246H172V245H174ZM177 244H178V242H177ZM177 244H176L174 247L178 246ZM184 244H185V241H184ZM201 244H202V243H201ZM203 244H204V243H203ZM208 244H209V243H208ZM218 244H219V243H218ZM218 244H217V245H218ZM235 244H234V245H235ZM240 244H241V242H240ZM248 244H249V240H248ZM1 245H0V246H1ZM181 245H182V244H181ZM214 245H216V244L214 243ZM217 245H216V246H217ZM224 245L226 246V242H225ZM224 245H223V246H224ZM230 245H231V244H230ZM237 245H239L238 242H237ZM237 245H236V246H237ZM249 245H250V244H249ZM15 246H16V247H15ZM114 246H115V247H114ZM183 246H184V245H183ZM196 246H197V247H198V246L200 247V245H196ZM196 246H194L195 250H194V248H193L194 251L197 250V249H196ZM225 246H224L223 248H226ZM231 246H232V245H231ZM11 247H10V248H11ZM167 247H168V245H167ZM167 247H166V250L168 249ZM180 247H182V246H179V249H178V254H179V255L176 254V255H177V258H178V261H179V264H180L181 262H182V263H185V262H186V261H185V254H186V253L183 252V250H184L183 247H182V250H180ZM186 247H187V246H186ZM186 247H185V248H186ZM192 247H193V246H192ZM208 247H209V246H208ZM211 247H212V246H211ZM213 247H214V246H213ZM220 247H221V246H218V248H220ZM234 247H235V246H234ZM243 247H245V245H243ZM1 248H3V246H2ZM172 248H173V247H172ZM204 248H205V247H204ZM206 248H207V247H206ZM216 248H217V247H216ZM238 248H239V247H238ZM253 248H254V247H253ZM187 249L190 250L189 247H188ZM214 249H215V248H214ZM214 249H213V250H214ZM231 249H233V246H232ZM235 249H236V248H235ZM235 249H233V250H235ZM162 250H163V249H162ZM170 250H171V249H170ZM170 250H169V253L172 251V250H171V251H170ZM206 250L208 251V250H210V248H209V249H206ZM216 250H217V249H216ZM219 250H220V249H219ZM222 250H223V249H222ZM225 250H226V249H225ZM233 250H232V251H233ZM237 250H238L239 252L242 251V250H239V249H237ZM237 250H236V251H237ZM244 250H245V249H244ZM8 251H9V250H8ZM116 251H117V250H116ZM174 251H175V253H177V252H176L177 250H173L171 253H173ZM185 251H186V249H185ZM191 251H192V250H191ZM191 251H187V252H189L188 254L193 255V253H190ZM198 251H199V250H198ZM198 251H196V252H198ZM200 251H201V250H200ZM204 251H205V250H204ZM207 251H206V252H207ZM214 251H215V250H214ZM217 251H218V250H217ZM217 251H216V252H217ZM228 251H230V250H228ZM228 251H227V253L230 254V252H228ZM247 251H249V250H247ZM117 252H118V251H117ZM192 252H193V251H192ZM209 252H210V251H209ZM209 252H208V253H209ZM216 252H215V253H216ZM234 252H235V251H234ZM239 252H237V253H239ZM245 252H246V251H245ZM245 252H244V253H245ZM171 253H170V254H171ZM175 253H174V254H175ZM184 253H185V254H184ZM208 253H207V255H208ZM217 253H218V252H217ZM220 253H221V252H220ZM222 253H223V252H222ZM222 253H221V254H222ZM248 253H249V252H248ZM254 253H255V252H254ZM9 254H10V253H9ZM188 254H187V255H188ZM211 254H212V252H211ZM213 254H214V253H213ZM213 254H212V255H213ZM231 254H234V253H231ZM231 254H230V255H231ZM235 254H236V253H235ZM239 254H240V253H239ZM239 254H238V256H239ZM249 254H250V253H249ZM171 255H172V254H171ZM171 255H170V257H171ZM191 255H190V256H191ZM212 255H210L209 257L211 258ZM214 255H215V254H214ZM240 255H241V254H240ZM243 255H244V254H243ZM245 255H247V253H246ZM250 255H251V254H250ZM193 256H194V255H193ZM199 256H200V255H199ZM201 256H202V255H201ZM201 256H200V261H203V260H201V258H203V257H201ZM215 256H216V255H215ZM215 256H214V257H215ZM223 256H224V255H223ZM236 256H237V254H236ZM248 256H249V255H248ZM248 256H247V257H248ZM172 257L175 258L176 256L174 255V256H172ZM186 257H187V256H186ZM228 257H229V256H228ZM239 257L241 258L242 255L239 256ZM239 257H238V259H239ZM243 257H244V256H243ZM117 258H118V259H117ZM174 258H172V260H175V259H176V258H175V259H174ZM191 258L196 260L197 257L195 256L194 258H193V257H191ZM223 258H224V257H223ZM223 258H222V259H223ZM225 258H226V256H225ZM225 258H224V259H225ZM234 258H236L235 255H234V257H230V259H234ZM251 258H252V257H251ZM186 259H187V258H186ZM197 259H199V258H197ZM206 259H207V258H206ZM206 259H205V260H206ZM208 259H209V258H208ZM216 259H217V257H216ZM230 259H229V260H230ZM244 259H245V258H244ZM246 259H247V258H246ZM246 259H245V260H246ZM253 259H254V258H253ZM253 259H251V261L249 262L250 264H252V263L254 264V262H252ZM176 260H177V259H176ZM226 260H227V259H226ZM229 260H227V261H229ZM3 261H4V260H3ZM21 261H20V262H21ZM187 261L190 262V259H187ZM197 261H199V260H197ZM197 261H196V262H197ZM206 261L209 262V261H211V260H206ZM237 261H238V260H237ZM237 261L235 260V264L237 263ZM239 261H240V264H243V262L241 263V261H243L242 259L239 260ZM246 261L248 262L249 259L246 260ZM5 262H6V261H5ZM119 262H120V261H119ZM171 262H172V261H171ZM173 262H174V261H173ZM176 262H177V261H176ZM192 262H193V261L191 260V264H192ZM204 262H205V261H204ZM230 262L232 263V262H234V261H231V260H230V261L228 262V264H229ZM251 262H252V263H251ZM174 263H175V262H174ZM174 263H173V264H174ZM182 263H181V264H182ZM197 263H198V262H197ZM205 263H206V262H205ZM205 263H204V264H205ZM231 263H230V264H231ZM238 263H239V262H238ZM238 263H237V264H238ZM244 263H245V262H244ZM258 263H259V262H258ZM262 263H263V261L261 262V264H262ZM6 264H7V263H6ZM186 264H187V262H186ZM193 264H194V263H193ZM198 264H199V263H198ZM200 264H201V263H200ZM202 264H203V263H202ZM245 264H246V263H245ZM247 264H248V263H247Z\"/></svg>","mask_w":264,"mask_h":264}]
</instances>
